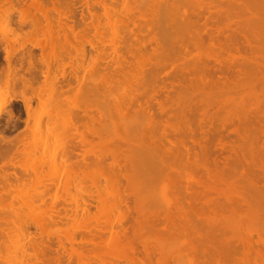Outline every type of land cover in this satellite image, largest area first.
I'll return each mask as SVG.
<instances>
[{"label":"rangeland","instance_id":"374dc122","mask_svg":"<svg viewBox=\"0 0 264 264\" xmlns=\"http://www.w3.org/2000/svg\"><path fill=\"white\" fill-rule=\"evenodd\" d=\"M8 1H9V3H7ZM10 1L12 3H10ZM49 1L50 2L52 1V2L50 3ZM78 1H80V2H78ZM93 1H94V3H93ZM104 1L107 3H105ZM108 1L109 0H103L102 1L103 3H102V2H100V0L99 1L98 0H96V1L95 0H87V2H86V0H84L83 2H82V0H60V2H59V0L58 1L57 0H54V1L53 0H48V1L47 0L46 1L40 0L39 3H41V2L42 3L40 5H37V4L35 5L32 0H7V2H6V0L5 1L0 0V70H1L0 71V76H1L0 81L1 82L4 81V83H5L6 79L8 78L7 74H6V72H7L6 70H7V68L11 69V67H8L6 65L7 60L5 59V57H6V53H8V51H9V54H12V56H13V57L12 56L11 57H12V62L14 63L15 68H18L17 70L15 69L16 72L18 71L19 73H21V71H23V73H21V75H23V76L28 77L27 74L29 75V73L27 71V62L24 58V60H23L24 64L22 63V66H21L20 62H22V61H20L19 57H21L22 54L27 52V50L28 51L30 50V52L33 54L34 58L37 59V62L42 65L43 69H45V65H43L44 61H42V60H45V59H42V58H44V57L49 58L50 57V59H53L55 54H59L60 56L63 57L62 58L63 61L67 60V62L64 65V70H63V67H61L62 70L61 71L57 70V71H58V73L63 71L62 74L65 73L64 75L68 74V75L64 76V78L66 77L65 80H64V78H62L60 76H58V78L55 77L56 78L55 80H58L59 83H61L62 85L65 84L64 88H66V89L61 88V90H62L61 94H60L61 90L56 89L57 87H59V85L57 87H55L53 85L54 83L57 85L58 81L53 80V84H51V85L54 86L53 92L56 93V94H53L54 96L52 95L53 92H51L53 89V86H51L52 88L50 87L51 91L49 90V87H48L49 86L48 85L49 79H51V78H49L48 81H46L48 83V84H46V86H45V84L42 85L43 87L45 86L46 88L45 87L43 88L41 86L43 88L42 89L43 91L42 90L37 91L38 87H36V86H39V84L42 82V81H40V80H42V77L39 76L40 79H37L38 81H33V83H35V84H33V87L37 88L35 90V92H37L39 94H38V97L35 96V97L31 98L29 96L30 91L27 89V92H26L27 96H26V94L24 95V97L30 101V103H31L30 106H32V108H30L29 113H28L29 116H27L28 114L26 115V113L24 111L25 109L23 107V103L19 100L13 99V96H16V97L20 96L19 94H21V92H19L20 91L19 89H21V88L24 89V86L22 87L21 82H20L21 84H17L19 81L18 80L19 79V73L17 72L14 76H13V74H14L13 73V74H11L12 76L9 77V78L13 77L14 80H16V81L18 80L17 83H15V87H17V89L15 88V90H10V89L5 88L4 86H6V84L1 85L4 83L0 82V100H1L0 101V135L4 134V136L6 138L11 139V141H12L11 147L8 149L9 151L6 150V147L3 148L4 145L7 146L6 144H3L2 147H0V150H2V149L6 150L5 154H7V155H5L4 158L0 159V166H2V165L4 166L3 167L4 169L2 168V170L5 173H7V176L9 175V182H11V180L13 178L10 185L8 183L4 182L6 185H4V183H3L4 186L3 185L2 186L5 187V190L10 191L12 189V191L14 192V193H12V191H11V193L9 194L8 193L9 191H8L7 194H3L5 197L2 194H1L2 196H0V264H6L5 260L7 258H11L12 257L11 255H14V253H15L14 251H16V250L18 251V252L16 251L18 255H19V253L21 256L24 255L23 256L24 259L23 258L22 259L25 260V262H27V264H42V263L43 264H194V263L195 264L196 263L202 264L203 263L202 261H204V264H206L205 263L206 260L207 261L212 260L213 262H210L212 264L213 263H215V264H219V263L220 264H264V159H263L264 158V150H263L264 146L262 147V145H264V120H262V118L264 116V108H263L264 107V86H263L264 85V76L260 75V74H262L261 72H263V74H264V67H263V65H264V44H263L264 43V38H263L264 37V33H263L264 32V0H182V1L181 0H179V1L178 0H170L171 2L169 0H162V1H160V0H155V1L154 0H146V1L145 0H115V1L110 0L109 2L111 4ZM149 1H151V2H149ZM156 1L157 2L159 1V2L156 3ZM167 1H169V2H167ZM174 1L176 2V4ZM61 2H62V4H61ZM112 2H114V3L112 4ZM162 2H163V5H162L163 7L160 5V3L162 4ZM82 3H83V5H82ZM88 3L91 5L94 4L95 6L93 5V8H92V6L88 7ZM153 3H155V4H153ZM204 3H207V4L209 3L208 5L211 9L208 7V5L206 7L201 6L202 4L204 5ZM223 3H224V5H223ZM103 4H105V6L107 5L106 9H108V11H109V12L107 11L108 15L106 14L105 6ZM167 4L169 5V8H168ZM180 4H181V6H180ZM71 5H73V6H71ZM116 5H117V8L115 7ZM226 5H227V8H226ZM9 6H11V7H9ZM39 6H41V7H39ZM52 6L54 7V9L55 8L59 9L60 13H62V11H60V10H63V12L65 11V13L68 12L67 14L70 15V20L72 21V22L71 21L70 22L73 23V27H74V25H76L75 22H77V20H75V19H78V21L80 20L79 21L80 24H81V21L83 19H84L83 20L84 22L85 21L89 22L90 20L95 19L94 24L98 25V27L96 28L95 25L91 26L92 24H89L90 26L87 25V27L91 28L89 30V28L84 26V22H82L83 25L82 24L81 25L79 24V25L81 27L84 26L85 29L87 28L85 30L86 31V33H85V31L83 30L84 28H78L80 26H78V22H77V26L74 27L75 33L73 34L67 30L70 33L69 34L66 31V33H68V37H67V36H63V34H64L63 30H60L55 26V28H53V30H52V34L49 35L47 38L48 34L43 31L45 28L44 27L41 28V26H43L42 24H44V23H41V25L39 23H37V24H39V25H37L32 20L34 19L33 17H35V18L37 17L36 19H38V20L43 19V16H42L43 11L47 12L48 16L50 18H52V20H54V19L56 20L55 17H57L56 14L58 12H55L56 10H54ZM70 6H71L72 11L70 10ZM109 6L113 7V9L111 8V12H110ZM182 6H184L185 8L187 7V9H185ZM193 6H195L196 9H194ZM68 7H69V9H68ZM75 7H76V9H75ZM175 7H176V9H175ZM180 7H181V9H180ZM201 7L203 8V10H199V8L201 9ZM45 8H46V10H44ZM72 8H74V9H72ZM89 8L90 9L92 8V10H90L91 13L88 10ZM177 8H179V9H177ZM204 8H205V10L207 9V11H205ZM67 9L70 10L73 14L71 15V13H69L70 11H68ZM208 9H210L211 11H210V14H208V16H207L206 13H208ZM216 9H217V11H216ZM5 10H6V12H4ZM95 10H97V11H95ZM175 10H177L178 12L177 11L175 12ZM186 10H187V12L189 11L188 14H189V17H191V20L194 21L195 20L194 18L196 17L197 20L195 22H197V23H195V27H196V24L197 25L199 24V29L197 26L196 30H200V33H202V32H204L202 29H203V27H205L204 30L206 29V31L208 33L211 30L210 33L213 35L212 37H214V39L212 38V40L210 41L208 35L206 33L205 34L202 33L201 39H202V41L203 40L204 41L202 42L200 40L201 43L197 42L198 44L200 43L201 46L197 44L198 45V47H197L195 45L196 43L194 40H197V41H199V40L197 38L194 39L195 35H194V32H192V29L188 26L189 23H186L189 28L185 24L184 25L186 28L183 26V23L187 22V20L189 18L188 15L186 14L187 13ZM192 10L195 12H192ZM214 10H215V13L217 12V14L215 15V13H212L213 15H215L213 17L211 12H214ZM181 11H182L183 15H182ZM226 11H227V13H226ZM78 12H80V13H78ZM104 12H105V14H104ZM127 12H129L130 14L129 13L127 14ZM168 12H169V14H168ZM198 12H199V15H198ZM85 13H87L88 15ZM93 13L94 14L96 13L97 17L94 16ZM203 13H205V14H203ZM109 14H111V15H109ZM162 14L165 16L166 19L162 16ZM229 14H230V17H229ZM246 14L247 15L249 14L248 17ZM8 15H10V16H8ZM20 15H21V17H20ZM23 15L25 16V19H23V17H24ZM128 15L129 16L131 15V17H129ZM158 15L161 17H159ZM172 15H174V16H172ZM195 15H198V16H195ZM241 15H243V16H241ZM244 15H246V16H244ZM71 16H73V18ZM80 16H81V18L83 16V19H81ZM114 16L116 17V19H114L115 18ZM118 16H119V18H118ZM152 16H153V18H151ZM193 16H195V17H193ZM206 16L207 17L210 16L212 18L213 22L210 20L211 18L209 19L212 22V27H211V25L204 26V24H203V26H202V24H200L201 21L204 22V19ZM216 16H217V18H216ZM146 17H148V18H146ZM155 17L157 20L155 19ZM20 18H21V20H20ZM150 18H151V21H148ZM229 18H231V19H229ZM72 19L75 21H73ZM152 19H154L155 22L157 21L156 22L157 26L155 23H153L154 21ZM163 19H165V21H166V22L164 21L165 25H163V26L164 27L166 26L167 28H165V29L169 30V32L167 30H165L164 27H162L163 21L161 22V20H163ZM226 19L229 20V22L231 21L230 24L228 22H226L227 21ZM140 20H141V22H140ZM158 20H159V22H158ZM189 20H190V18H189ZM258 20H260V21H258ZM137 21H138V23H137ZM182 21H184V22L182 23ZM210 21H208V24L211 23ZM222 21H223V23H222ZM96 22H98L99 24ZM104 22H106V23L108 22V23L105 24ZM147 22H152L153 24H155V26H152L153 29L152 28L149 29L150 25H147L148 24ZM167 22H168V24H167ZM171 22H172V25L170 26ZM4 23H5V25H3ZM143 23H145V24H143ZM152 23H151V25H152ZM224 23L225 24L227 23L230 27L227 26L225 28ZM110 24H111V26H110ZM137 24H138V26H137ZM159 24L161 25L160 27L158 26ZM175 24L179 25V26L176 27ZM6 25L8 27H6ZM213 25H217V26H213ZM242 25H243V27H242ZM39 26H40V29H39ZM168 26H170V27L168 28ZM233 27H235V28L233 29ZM124 28H126V29H124ZM143 28H145V29L142 30ZM215 28L218 29L219 31L215 30ZM163 29L166 32V35H165L166 39L163 35V33L165 34ZM173 29L175 31V35L171 36L172 39L167 38L168 33H170V34H171V32H172V34L174 33ZM194 29L195 28L193 27V30ZM11 30H13V31H11ZM135 30L138 33L136 32V34H135ZM141 30H142V32H141ZM149 30L150 31L154 30L155 32L152 31V33H151ZM212 30H213V32H212ZM19 31L21 34L19 33ZM53 31H54V33H53ZM216 31L219 32L218 35L220 34V32H222V34H220L216 38L217 41L215 39L216 34H217ZM240 31H243V33H246V35H248L247 37L248 38L250 37V39L252 36L253 40H251V42L254 44L251 43L250 48L252 47L253 51H255L254 55L256 54V52L258 55H261V53H262V55H261L262 59L259 57L257 58V59H259V61H261L263 63V64H261L262 66L258 67L259 71H257V69H254V71H251L252 74L250 73L249 75H246V79L245 78L241 79L243 82L241 80H237L238 83L236 81L233 84H231V86H228V88L225 87L224 89L221 86H212V87H215L214 88L215 90H214L213 88L211 89L210 86H208L209 87L208 88L207 85H205V86L201 85L202 84L201 80L197 77V75L194 73L193 70H190L191 67H189L191 64H192L191 66L194 67L193 64L196 62V59H195V62L192 63L190 61H193V60H190L189 58L184 59L183 56L189 57L190 52H193V54L198 55V57H199V54H200V57H201V55L202 56L204 55L203 56V59H204V57L205 58L207 57L206 54L210 53L209 57H208L209 60L206 58L207 61L212 63L213 59L215 60V58H217L216 60L218 61V59H221L222 57H224V53H225L222 48H221V50L220 49L218 50L219 46H221L220 43L223 42V40H221V39H224V36L226 34H234V32L236 35H238V33H241ZM126 32H127V34H126ZM129 32L131 34L133 33V35L131 36V34ZM158 32H160L159 33L160 35L162 34L159 37V39L161 40V43L159 40H157V41H159L157 43H159L158 45H160V47L156 43L151 44V45L152 46L156 45L160 48V49L158 48L159 49L158 51H160V52L156 54V56L158 55L157 57H159V55L160 56L163 55L162 57H159L160 59L155 57L154 56L155 54L153 52H151V51H153L150 48L152 46L149 47L146 44V47H145L142 44H140V47L143 50L145 48V50L144 51L139 50V47L137 45L138 43L136 44L137 41L135 40V37H137L139 39V40L137 39L138 41H140V40L141 41L143 40V42H144V40L148 41L147 38L150 36H147V35H150V34H151V37L156 36L155 38L158 39V36H159ZM184 32L186 34L185 37H183ZM251 32H253V33H251ZM6 33L8 36H6ZM16 33L17 34L19 33L18 34L19 36L16 35ZM66 33H65V35H66ZM145 33H147V34H145ZM179 33H180V35H181L180 37L182 39L183 38L185 39L187 37V35H188V37H187L188 39L186 38L185 40L184 39L182 40L179 37L176 38L175 36H179ZM187 33H189V34H187ZM213 33L214 34L216 33V34L214 35ZM169 35H168V37H169ZM49 37H50V39H49ZM114 37H115V39H114ZM122 37L125 38L124 41L121 40ZM6 38L8 39V41ZM71 38H73L74 40ZM155 38H153L152 40H155V42H156ZM189 38H191V39H189ZM205 38H207V40L210 42L206 41ZM70 39L72 40V42H69ZM87 39H89V40H87ZM169 39H171V40H169ZM180 39H181V41H186V42H181ZM119 40H121V41L118 42ZM5 41H7V42H5ZM54 41H56V42H54ZM91 41H95L96 43L93 44L94 42L92 43ZM125 41H127V42H125ZM168 41H171V42H168ZM193 41L195 43L194 45L192 43ZM13 42H15V44ZM44 42L47 44H45ZM89 42H90V44H88ZM122 42L124 44H122ZM134 42H135V45H137V47H138V51L136 50L137 48H135V50L137 52H136V54L135 53L133 54V55H135L134 58L137 57L136 55L138 54V58L140 57V59H138V58L134 59L131 57V54L128 53L130 55L129 56L126 53L127 52L126 46L130 45V44L134 45ZM153 42H151V43H153ZM204 42H207V43H204ZM211 42H213V43H211ZM216 42H219V43H216ZM42 43L45 44V46L41 45ZM70 43H72V44H70ZM117 43H119V44H117ZM127 43H130V44H127ZM168 43H171L172 46L170 44L168 45ZM209 43H211V45ZM5 44H6V46H5ZM91 44L93 45V47L91 46ZM165 44H166V46H164ZM185 44L187 47L184 46ZM213 44H215V45H213ZM221 44H223V43H221ZM17 45L20 46L21 48L17 47ZM82 45H84V46H82ZM148 45H150V44H148ZM174 45L175 46L178 45L176 47L177 49L175 48ZM12 46L14 47L13 50L11 49V48H13ZM63 46H66L67 50H68V48L71 50L70 54H67L69 59L65 55L66 52L64 53V50L66 51V48ZM105 46H106V48H105ZM161 46H162V51H163V47H164V49L168 48L166 50L167 53L165 51V53L167 54V55H165V57H164L165 53L164 52L161 53ZM195 46H196V48H195ZM74 47L78 51H80L82 49L85 50V53H86L85 57L83 59L80 58L82 60V62H79V63H83V64H81L82 66H80L79 64H77L78 62H76V61H78L77 59H79V57H81V56L77 55L78 56V57L76 56L77 59L75 57L73 58V56H75V52H76ZM107 47L109 49H107ZM116 47L117 48L120 47L119 51L117 50ZM63 48H64V50H63ZM98 48H99V50H98ZM132 48H133V46H132ZM181 48L183 50L187 49L190 52H188V51L186 52V50H185V52H182L183 50H181ZM192 48L194 49L195 52L193 51ZM198 48H200V49H198ZM41 49L43 51H41ZM114 49L116 51H114ZM178 49H180L179 52H178ZM103 50H104V53H102ZM120 50H121V52H120ZM168 50L170 51V53ZM200 50H202V51H200ZM247 50H250V49H247ZM141 51L144 53H142ZM131 52H132V50H131ZM180 52H181V54L182 53L183 54L180 55ZM196 52H197V54H196ZM200 52H203V53H200ZM233 52H235V51H233ZM42 53H43V55H42ZM109 53H110V55H109ZM122 53L124 54V56L128 57V58L124 57V59H126L127 61L124 59H123L124 61H121L120 59H122V58L118 57V56H120L118 54H122ZM150 53H152L154 57L151 56ZM168 53H169V55H168ZM69 55H71V56H69ZM104 55H107V56H104ZM114 55H115V57H114L115 61H117L119 58L118 61L119 62L121 61L120 62L121 64L118 62L115 63L114 59H111ZM177 55L178 56L180 55V56L178 57ZM225 55H226V53H225ZM174 56H177L175 59L178 60L177 61L178 64L175 63V65L177 64L176 66L170 65L171 67H169L168 64H171V63H172V65H174V64H173V62L165 64L166 63L165 58H167L166 61H170L169 60L170 58H172L171 61L172 60L176 61L173 58ZM211 56H212V58H211ZM129 57H130V59H129ZM141 57L146 58V59L144 60ZM148 57H150V62L148 61L149 60ZM151 57L158 59V61L159 60L161 61V63L160 62L158 63V61L156 62L155 61L156 59H154V62L158 63L157 65L160 66V67L158 66L159 71H160V69L162 71L163 68H165V70H169L172 68L176 72H179V69H177V67L179 66V68H180V66H181L182 68L185 69V70L183 69V71H182L185 74L184 76H187V77L189 75L191 76L192 81L189 80V82H191L192 84L191 83L187 84L188 81H186V83H185V85H187L186 89L182 90L183 89L182 88L181 90L183 91V93L181 91L180 96L179 97L177 96L178 104L176 102V95H173V94H170V95H173L172 99L169 97L168 99H170V100L166 101L165 104H170V105H167V106L164 105V107L166 106L167 108L169 107L171 109L170 106H172V108L173 107L176 108V109L173 108L171 110V112L169 111L170 109L168 108V112H170L169 114H171L173 112V110L175 113L179 112V113H176L177 115L175 114V116H174V113H172L170 115V118H172L173 120L172 119L170 120V118L167 116L168 112H167L166 107H165V112H167V114H165V112H164L165 115L162 114V117H161L160 116L161 114L159 115L158 111H156L157 110L156 105H155L156 102L153 101L152 105L154 104V102H155V104L151 107V110L156 111V112H153V111L152 112L154 114V117H157V118H154L157 122L155 120H153L157 124L154 123L153 121H151V123H150L151 126H150L148 124L147 119L145 118L147 116V114L145 116V114L142 113V111H141V114H139L140 112L136 113L135 111L133 113V110L131 108H130L132 110L131 113H133V115L130 112L129 113L127 112V110L128 111L130 110V109H128L129 104H127V103L125 104L124 101H126V100H124V99L127 98V95L129 97L130 93L134 94V91H135L134 89H137V86H135V85H137V84L139 85L138 81H140L141 80L140 78H142V77H140V75L141 76L143 75L141 72L143 71V73H144V71L146 70L145 68L148 66V65L146 66V64L147 63L150 64L152 62ZM163 57L165 60L163 59ZM180 57H181V60L185 61V62L182 61L181 65L179 64ZM191 57H193L192 53H191ZM147 58H148V60H147ZM195 58H197V57L195 56ZM254 58L255 57H253V59ZM62 59H60V60H62ZM94 59L96 62L94 61ZM100 59H102L101 60L102 63L98 64ZM109 59H110V62H109ZM161 59L164 61L163 62L164 64L162 63ZM193 59H194V57H193ZM224 59H225V57H224ZM81 60H79V61H81ZM186 60H188V62L191 63L187 67H185L188 64ZM222 60H223V58H222ZM250 60H252V59L250 58ZM134 61L137 62L138 64L135 63ZM252 61L250 62V64L254 65ZM61 62L58 61V63H61ZM88 62H89V65H88ZM92 62H93V64H92ZM74 63H76L78 66ZM103 63H104V65H103ZM109 63H111V64H109ZM124 63L127 66L128 65L130 66V67H127L128 69L133 68L132 70H134V71L130 70L129 71L130 73H128V69L126 68V65ZM184 63H185V65H184ZM116 64L117 65L120 64L123 71L118 66H115ZM142 64H145V65H143V66H146L144 68L145 70H143V69L141 70V68L143 67ZM152 64H154V63H152ZM235 64L238 65V62ZM74 65H76L78 68H76V66H74ZM91 65H92V67H94L96 69V71L94 70V68L91 67ZM107 65H108V67H107ZM122 65L125 66L124 67L125 69H123ZM195 65H196V63H195ZM252 65H250V66H252ZM20 66H21V68H20ZM131 66H132V68H131ZM153 66H155V64L152 65V67ZM74 67H75V69H73ZM118 68L120 69L122 74ZM134 68H136V69H134ZM139 68H140V70H139ZM149 68H151V64H150V67L147 68V70ZM107 69H108V71H107ZM260 69H262L261 72H260ZM74 70H75V73L80 76V77L78 76L79 81L77 80V82H76L75 78H72L75 80V81L73 80V82H71V80H70V78L73 77V75H71L72 74L71 72H74ZM99 70L100 71L103 70L102 75H101V72ZM104 70L106 72H104ZM4 71H6V72L4 73ZM93 71L95 73H93ZM117 71H119V72H117ZM191 71H193V72L191 73ZM256 72H257V75H256ZM53 73H54V75L58 74V73H55V71ZM96 73H98V74H96ZM126 73H128L127 75L130 77H128L126 75ZM189 73H191V74H189ZM105 74H107L106 77L104 76ZM131 74H133V75H131ZM136 75L139 76L140 78L137 77ZM252 75H254V76H252ZM123 76H126V77H123ZM195 76H196V78H195ZM131 77H133V78H131ZM178 77L180 78V76H178ZM197 78H198V81H197ZM258 78H259V80H258ZM119 79H121V80H119ZM168 79L170 80V78H168ZM168 79H166V81H165L166 83L169 81ZM193 79H194V81L197 82V85H199L198 88L196 86V82L194 83L195 86L193 85ZM51 81H50V83H52ZM133 81L134 82L136 81V82L133 83ZM105 82H107V83L105 84ZM116 82L119 84H117ZM262 82H263V84H261ZM240 83H243V84H240ZM244 83H246V84H244ZM256 83H257V85H256ZM110 84H113V85L110 86ZM132 84H134V86ZM168 84L169 83H167V85L165 84L166 87L169 86ZM239 84L241 86H238ZM92 85L94 87H92ZM189 85L190 86L193 85L194 87L190 88ZM110 87H112V89ZM114 87H115V89H114ZM129 88H131V89H129ZM187 89H189V90L187 91ZM253 89L256 91H254ZM261 89H263V90H261ZM259 90H261V91H259ZM63 92L65 94H63ZM135 92H137V90ZM187 92L190 93L189 96H188ZM58 93H59V95H58ZM111 94H113V95H111ZM164 94L165 93L162 92L160 95H157L156 99H164L165 98ZM40 95H42V97ZM43 96L46 98H44ZM58 96H60V97H58ZM76 97H78V98H76ZM182 97H184V98H182ZM185 97H186V99H185ZM42 98L44 99L43 100L44 102H42ZM202 98H204V100H202ZM190 99L193 100V102ZM38 100H41V102ZM61 100H62V102H61ZM114 100H115V102H114ZM127 100L129 101V98H127ZM194 100H195V102H194ZM200 100H202V101H200ZM205 100H207V101H205ZM3 101H5V102H3ZM171 101L172 102L174 101V102L172 103ZM181 101L186 102L185 104H187L188 106L184 105V103ZM39 102H40V106L38 104ZM168 102H170V103H168ZM188 102L191 104L190 107H189ZM58 103H60L62 105H60V104L58 105ZM63 104H64V106H63ZM192 104H193V106H192ZM195 104L198 105V107ZM200 104H202V105H200ZM208 104H210V105H208ZM76 105L78 106V109H77ZM113 105H116L117 107L114 106L115 107L114 108ZM127 105H128V107H126ZM177 105H179V107ZM203 106H205V107H203ZM201 107H203V108H201ZM255 107H257V108H255ZM48 108L50 110H48ZM51 108H52V110H51ZM9 109L12 111V115H10V116L8 113ZM113 109L115 111H113ZM202 109L205 110V112H202ZM175 110H177V111H175ZM187 110L190 112L189 114L187 113L188 112ZM206 110L210 111V112H207ZM182 111H183V113H185V115L187 113V116H185L186 118L182 117V115H183V114H181ZM258 111H260V112H258ZM116 113L125 117L124 118L125 120L123 119V117H120V115L118 117V115ZM202 113H205V115L207 114L206 116H208V117L210 116V118L213 119V121H212V119L210 120L211 124H208V122H207L208 118L206 120V117ZM214 113H215V116H214ZM254 113H255V115H254ZM63 114H65V115H63ZM135 114L136 115L137 114L142 115V116L137 115L136 116L137 121H135L136 120L135 119L136 117L134 116ZM244 114L245 115L248 114V115H246V117L249 116L248 119L245 117H244V119L249 120V118H250L249 122H247V123L246 122L242 123V119H243L242 117L245 116ZM250 114H252V115H250ZM256 114L258 116L261 114L260 120L257 122L254 120V118L257 116ZM37 115H38V117H37ZM126 115H127V117H126ZM172 115H173V117H172ZM178 115L179 116L181 115V116L179 117ZM216 115L218 118L216 117ZM90 116H92V117H90ZM158 116H160V118L162 120H159L160 118ZM213 116H214V118H213ZM80 117H82V118H80ZM133 117L135 120L133 119ZM138 117H140V118L138 119ZM237 117L241 120H238ZM163 118L166 121H164ZM196 118H198V119H196ZM50 119H51V121H50ZM74 119L76 122L74 121ZM178 119H181V121ZM185 119H186V121H185ZM218 119H220V120H218ZM187 120H189V121H187ZM192 120H194V121H192ZM196 120H198V121L200 120L202 123L200 124V121L197 122ZM221 120H224V121H221ZM246 120H243V121H246ZM132 121L134 123H132ZM144 121L149 125V127L146 128V126H148V125ZM160 121L163 122L162 127H160L162 122H161V124L158 125V123H160ZM260 121L261 122L263 121V122L261 123ZM126 122H128L129 124ZM184 122H187V123L189 122V124H186ZM196 122L199 125L197 124V126H196ZM226 122H228V123H226ZM240 122L243 126L240 124ZM190 123H192V124H190ZM82 124H84V125H82ZM132 124H134V126H132ZM141 124H142V126H141ZM152 124L154 125V127ZM173 124L176 126H174ZM178 124L180 125L182 130L179 127V130L176 131V129H178V127H177ZM185 124L188 126V129L193 131V132L189 131ZM207 124L210 127L207 126ZM212 124H214V125H212ZM222 124L223 125L225 124V126H223V128H222ZM253 124H254V126H253ZM127 125L129 128H127ZM143 125L145 126L146 129L144 128ZM156 125H158V126H156ZM200 125H202V126H200ZM247 125L249 128H247ZM76 126H78L79 128H77ZM251 126H253V127L251 128ZM135 127L137 128V130H135L136 129ZM150 127L153 128L154 131H152L153 129H150ZM203 127L205 130L204 134L202 133L203 130L199 129V128H203ZM242 127H244V128H242ZM40 128H41V130H40ZM130 128H132L133 131H132V129L130 130ZM161 128L162 129L166 128V130H164V131L162 130L163 131V133H162V131H160ZM209 128L211 131L209 130ZM212 128L213 129L218 128L219 131L213 130ZM233 128H235V130H236V131L234 130L235 132L233 131ZM52 129H53V131H52ZM139 129H141V130L144 129L146 132L144 130H142L144 132H141ZM123 130H124V132H122ZM230 130H232V132ZM29 131H30V133H29ZM147 131L150 134H148ZM227 131H229V132H227ZM237 131L239 134H237ZM207 132H208V134H207ZM32 133H33V135H32ZM151 133L157 134V136L153 134L155 136L157 143L155 140H154L155 142L153 140H151V138L154 139V136ZM193 133H194V135H193ZM39 134H41V135H39ZM74 134H75V136H74ZM162 134H163V136H162ZM185 134H189L188 137ZM198 134L201 135V138L199 137L200 135L197 137ZM205 134H206V138H205ZM190 135H192V136H190ZM140 136H144V137H140ZM158 136H159V138H157ZM164 136L166 137V139H167V137L169 138V139H167L168 141H166ZM220 136H222L221 140H220V138H221ZM31 137H33V138H31ZM181 137H182V139H181ZM207 137H208V139H207ZM142 138H143V140H142ZM176 138H178L179 141H178V139L176 140ZM202 138H203V140H202ZM204 138H205V140H204ZM215 138L219 139L221 142L219 140L216 141ZM71 139H73V140H71ZM138 139H140V141ZM62 140H63V142H62ZM133 140H134V142H132ZM150 140L152 143L150 142ZM198 140H199V142H198ZM200 140H202V141H200ZM208 140L209 141L211 140V141L209 142ZM65 141H66V143H65ZM137 141H139V142H137ZM143 141H145V142H143ZM163 141H165V142L162 146ZM172 141L174 143L176 142L175 144L177 146L174 145V143H172ZM184 141H186V142L184 143ZM212 141L215 142L216 144L213 143ZM223 141L226 142L227 145L222 146V149H221L220 145H221V143H223ZM227 141L230 142V145L228 144ZM83 142H85V143H83ZM146 142L149 143V145H147ZM160 142H162V143L160 144ZM203 142H205L207 145ZM153 143H155V144H153ZM196 143L197 144L200 143L198 146L199 147L201 146L200 147L201 150L197 148ZM232 143H233V145H232ZM26 144H28L29 146ZM137 144H139V145L137 146ZM158 144H159V146H158ZM187 144H189V145H187ZM202 144L203 145L205 144V146L207 148H205ZM25 145L28 148L24 147ZM154 145H157V147L159 149H157V147ZM164 145L168 149H165ZM222 145H225V144H222ZM174 146H175V149H174ZM179 146H180V148H179ZM154 147H155V150H154ZM188 147L190 148L189 150L193 149V151H191V153L188 150ZM195 147H196L197 151L194 150ZM219 147H220V149H219ZM204 148H205V150H204ZM12 149H13V151H12ZM156 149H157V151H156ZM160 149H162V151ZM14 150L15 151L17 150V152H15ZM158 150H160V152ZM172 150H173V153H172ZM176 150H178V151L175 153ZM181 151H184V152H181ZM204 151H206V152L208 151L209 153L208 152L206 153ZM110 152H112V153H110ZM132 152H133V154H132ZM158 152L159 153L162 152V153L159 154ZM163 152H165L166 154H164ZM262 152H263V154H262ZM129 155H131L132 157H130ZM149 155H151V156H149ZM164 155H166V156L164 157ZM51 156H52V158H51ZM64 156H65V158H63ZM136 157H138V158H136ZM10 158L13 160L8 161V159H10ZM214 158H217V161L214 160ZM65 159H67V160H65ZM69 159H71L70 162H69ZM96 159H97V161H96ZM136 159H138L139 161L137 162ZM164 159H166V161ZM38 160H39V162H38ZM49 160H50V162H49ZM91 160H93V161H91ZM114 160H119V162L118 161L115 162ZM162 160H164V162ZM6 161H8L9 164H11V165H9V164H7V166L4 165V164H6ZM65 161H66V163H65ZM134 161H136V162H134ZM95 163H96V165H95ZM117 163H119V164H117ZM135 163H137V164H135ZM145 163H146V165H145ZM158 164H160V165L158 166ZM8 168H9V170H8ZM73 168H75V169H73ZM132 168H134V169H132ZM73 170H74V172H73ZM90 170L92 171V173ZM8 172H9V174H8ZM1 173H2V171L0 170V174ZM17 173L20 176L21 175L22 176L19 177V175ZM115 173H117V174H115ZM14 174H16L18 177L14 176ZM90 176H92V177H90ZM83 177H85V179H83ZM49 178H50V180H49ZM128 179H130L129 182L126 181ZM25 180H26V182H25ZM51 182H53V184H51V185L49 184V185L51 187L53 186L52 189L49 188V189L45 190L47 185H48L47 183H51ZM83 182H84V184H83ZM87 182H88V184H87ZM95 182H97V183H95ZM12 184L15 185V187ZM81 184H83V185H81ZM11 185H12V188H11ZM43 185H44L45 189H44ZM49 185H48V187H50ZM89 185H90V188L92 187L91 189H89ZM57 186H60V187H58V189H57ZM117 188H118V190H117ZM1 189H2V187H1ZM16 189H18V190H16ZM43 189L45 191H43ZM48 190H50V191H48ZM28 191H29V193H28ZM99 191H100V193H99ZM39 192L40 193L44 192V193L40 194ZM51 192H52V194H51ZM119 192H121V193H119ZM132 192H133V194H132ZM87 193H89V194H87ZM21 196H22V198H21ZM111 196H113V197H111ZM134 196H136V197H134ZM128 197H130V198H128ZM141 197H142V199H141ZM93 198H94V200H93ZM112 198L115 199L116 201L115 200L113 201ZM32 199H33V201H32ZM83 200H84V202H83ZM123 200L126 202L129 200L128 201L129 206H132L130 208L131 212L130 211L129 212L133 213L134 215L127 212L128 211L127 208H129V206H127V204ZM140 200H142V202ZM87 202H89V203H87ZM135 202H138V203L141 202L139 204L142 206L137 207L136 206L137 203H135ZM190 202H191V204H190ZM24 203H26V204H24ZM79 203H81V204H79ZM24 205L26 207H24ZM82 205H83V208H82ZM80 206L82 209L80 208ZM126 206H127V208H125ZM84 207H85V209H84ZM86 208H89V209H87V211H86ZM136 208H138L137 209L138 211L135 210ZM58 209H60L61 213ZM141 209H142V211L145 209V211L141 212ZM63 210H64V212H63ZM81 210L82 211L85 210L86 212H84V211L82 212ZM124 211H126L125 216L128 215L127 217L120 216V215L124 214L123 213ZM136 211H137V214H136ZM148 211H150L149 213L151 214V217H150V214H148ZM58 212L60 213L59 215L57 214ZM139 212H141V214H138ZM146 212H147V215H146ZM129 214L132 215L133 217L135 216L134 218H136V220L135 219L133 220V222H135V224L133 222H131L132 219L130 221L131 216L129 217ZM153 214H154V216L156 214L157 215L155 217H153L152 216ZM158 215H159V217H157ZM57 216H58V218H55ZM62 216H64L66 219ZM68 216H69V218H68ZM142 216H144L145 218ZM121 217H123L127 220L124 221L125 219H123ZM128 217H129V219H128ZM153 218H156V219H153ZM178 218H179V221H178ZM51 219L54 222H52ZM60 219H62V221H60ZM56 220H59V221H56ZM141 220H144L145 222L144 221L142 222ZM118 221L119 222L121 221V224L124 225V227L122 225H120V223H118ZM167 221L170 223H168ZM123 222H124V224H123ZM129 222H131V224H133L132 225L133 227H131V225L128 226ZM155 222H158V223H155ZM42 224L46 227H43ZM140 224H142V225L139 227ZM180 225H183L185 228H183V226L181 228ZM126 226L131 227V228H129L130 231L129 230H128V232L126 231V234L128 233L127 237H129V238H127L123 233H121V232H124L125 230L128 229ZM122 228H124L125 230H123ZM120 230H122V231H120ZM160 230H161V232H160ZM138 231H140V233ZM141 233H142V235H141ZM27 235H29V236H27ZM134 236H135V238H134ZM130 237H131V239H130ZM69 238H71V240ZM127 239L129 241H127ZM15 240H17V241H15ZM59 241L63 244L61 245V243H59ZM17 243H19V245ZM34 243H35V245L37 244L36 246H38V247H36L34 245ZM143 243H145L146 246ZM25 244L26 245L29 244L30 249ZM128 244H129V246H128ZM229 244H231V248L234 249V252L236 251L235 254H233L234 252H231L232 257H231V253L229 252V249H231V248H229L230 247ZM77 245H79V246H77ZM82 245H83V247H82ZM226 245H227V248H229L227 250L223 249V247L226 248ZM18 246H19V248H18ZM21 246H22V248H21ZM87 246H88V248H87ZM134 246H135L136 250L133 249ZM143 246H145V247H143ZM15 247H16V249H15ZM26 248H27V250L23 251ZM63 248H64V250H63ZM131 248H132V251H131ZM203 249H204V253L202 252ZM56 250H57V252H56ZM33 251H35L36 253ZM53 252L55 253V255ZM209 253L212 254L213 256L209 255ZM233 255H234V257H233ZM39 256H41V258H39ZM90 256H91V258H89ZM208 256H210V258ZM215 256L217 257V259L214 260L213 258ZM221 256H222V258H221ZM201 257H203V258H201ZM4 258H5V260H4ZM163 258H164V260H163ZM196 258H197V260H196ZM43 260H45V261H43ZM69 260H71V261H69ZM156 260H158V262ZM193 260H194V262H193ZM4 261H5V263H4ZM73 261H74V263H73ZM225 261H226V263H225ZM210 263H207V264H210Z\"/></svg>","mask_w":264,"mask_h":264},{"label":"bare ground","instance_id":"6f19581e","mask_svg":"<svg viewBox=\"0 0 264 264\" xmlns=\"http://www.w3.org/2000/svg\"><path fill=\"white\" fill-rule=\"evenodd\" d=\"M4 1H5V0H4ZM32 1H33V3H34L35 5H36V4H37V5H40V4L42 3V2L39 3L40 0H39V1H38V0H32ZM45 1H46V0H45ZM47 1H48V0H47ZM53 1H54V0H53ZM57 1H58V0H57ZM83 1H84V0H82V2H83ZM95 1H96V0H95ZM98 1H99V0H98ZM102 1H103V0H102ZM102 1L100 0V2H102ZM109 1H110V0H109ZM109 1H108V2H109ZM114 1H115V0H114ZM145 1H146V0H145ZM154 1H155V0H154ZM160 1H162V0H160ZM169 1H170V0H169ZM169 1H167V2H169ZM178 1H179V0H178ZM181 1H182V0H181ZM6 2H7V0H6ZM49 2H50V1H49ZM51 2H52V1H51ZM51 2H50V3H51ZM59 2H60V0H59ZM64 2H65V1H64ZM64 2H63V3H64ZM67 2H68V1H67ZM67 2H66V3H67ZM78 2H80V1H78ZM86 2H87V0H86ZM104 2H105V1H104ZM149 2H151V1H149ZM158 2H159V1H158ZM158 2L156 1V3H158ZM170 2H171V1H170ZM172 2H173V1H172ZM174 2H175V1H174ZM2 3H3V2H2ZM7 3H9V1H8ZM7 3H6V4H7ZM10 3H12V2L10 1ZM15 3H16V2H15ZM21 3H22V2H21ZM46 3H47V2H46ZM66 3H65V4H66ZM93 3H94V1H93ZM102 3H103V2H102ZM105 3H107V2H105ZM109 3H110V2H109ZM113 3H114V2H112V4H113ZM118 3H119V2H118ZM142 3H143V2H142ZM177 3H178V2H177ZM184 3H185V2H184ZM201 3H202V2H201ZM4 4H5V3H4ZM18 4H19V3H18ZM58 4H59V3H58ZM61 4H62V2H61ZM96 4H97V3H96ZM98 4H99V3H98ZM110 4H111V3H110ZM144 4H145V3H144ZM151 4H152V3H151ZM153 4H155V3H153ZM168 4H169V3H168ZM168 4H167V6H168V8H169V5H168ZM173 4H174V3H173ZM175 4H176V2H175ZM182 4H183V3H182ZM192 4H193V3H192ZM192 4H191V5H192ZM205 4H206V5H205ZM208 4H209V3H208ZM208 4H207V3H204V5L202 4L201 6L206 7ZM9 5H10V4H9ZM82 5H83V3H82ZM85 5H86V4H85ZM93 5H94V4H93ZM93 5H91V4L88 3V7H89V6H90V7L92 6V8H93ZM103 5L105 6V4H103ZM114 5H115V4H114ZM160 5L162 6V5H163V2H162V4L160 3ZM193 5H194V4H193ZM223 5H224V3H223ZM41 6H42V5H41ZM41 6H39V7H41ZM63 6H64V5H63ZM71 6H73V5H71ZM71 6H70V10H71ZM94 6H95V5H94ZM106 6H107V5H106ZM106 6H105V10H106V14H107L109 11H108V9H106ZM177 6H178V5H177ZM180 6H181V4H180ZM220 6H221V5H220ZM9 7H11V6H9ZM52 7H53V6H52ZM109 7H110V12H111V8L113 9V7H111V6H109ZM115 7L117 8V5H116ZM162 7H163V6H162ZM182 7H184V6H182ZM193 7H194V9H196L195 6H193ZM197 7H198V6H197ZM208 7H209V5H208ZM222 7H223V6H222ZM82 8H83V7H82ZM92 8H91V9H90V8L88 9L89 12H90V10H92ZM165 8H166V7H165ZM165 8H164V9H165ZM168 8H167V9H168ZM184 8H185V7H184ZM209 8H210V7H209ZM218 8H219V7H218ZM226 8H227V5H226ZM242 8H243V7H242ZM245 8H246V7H245ZM6 9H7V8H6ZM53 9H54V7H53ZM68 9H69V7H68ZM68 9H67V10H68ZM72 9H74V8H72ZM75 9H76V7H75ZM129 9H130V8H129ZM162 9H163V8H162ZM175 9H176V7H175ZM177 9H179V8H177ZM180 9H181V7H180ZM185 9H187V7H186ZM192 9H193V8H192ZM210 9H211V8H210ZM210 9H208V13H206L207 16H208V14H210V11H211ZM221 9H222V8H221ZM221 9H220V10H221ZM223 9H224V8H223ZM229 9H230V8H229ZM7 10H8V9H7ZM9 10H10V9H9ZM41 10H42V9H41ZM44 10H46V8H45ZM54 10H56L55 12H58V13L56 14L57 17H55L56 20L54 19L55 21L52 20V18H50V17L48 16L47 12H45V11H43V13H42L43 15L41 14V15L43 16V19L38 20V19H36L37 17H36V18L33 17L34 19L32 20V21L35 22L36 24L39 23V24L41 25V23H44V24H42L43 26H41V28H42V27L45 28V29L43 28V29H44L43 31H44L45 33L48 34V35H47V38H48L49 35L52 34V30H53V28H55V26H56L58 29L64 31V34L62 33L63 36H67V37H68V33H69L68 31H70V32L73 33V34L75 33V31H74L75 28H74V27L77 26V22H78V26H80L81 24L83 25V23H82V22H84V21H83V20H84V19H83V16H82V18H81V16H80V18L83 19V20L81 21V24L79 23L80 20L78 21V19H75V20H77V22H75L76 25H74V27H73V23H71L72 21L70 20V15L67 14V13H68L67 11H66L67 13H65V11L63 12V10H60V11H62V13H60V12H59V9H56V8H55ZM57 10H58V11H57ZM70 10H68V11H70ZM86 10H87V9H86ZM130 10H131V9H130ZM172 10H173V9H172ZM188 10H189V9H188ZM199 10H203V8L201 7V9L199 8ZM199 10H198V11H199ZM204 10H205V8H204ZM225 10H226V9H225ZM244 10H245V9H244ZM244 10H243V11H244ZM71 11H72V10H71ZM71 11H70L69 13H71V15H72L73 13H72ZM76 11H77V10H76ZM95 11H97V10H95ZM107 11H108V12H107ZM176 11H177V10H175V12H176ZM190 11H191V10H190ZM205 11H207V9H206ZM216 11H217V9H216ZM255 11H256V10H255ZM4 12H6V10H5ZM9 12H10V11H9ZM86 12H87V11H86ZM129 12H130V11H129ZM129 12H127V14H128ZM177 12H178V11H177ZM186 12H187V10H186ZM188 12H189V11H188ZM188 12H187L186 14H187L188 17H189ZM192 12H195V11L192 10ZM200 12H201V11H200ZM202 12H203V11H202ZM63 13H64V14H63ZM78 13H80V12H78ZM90 13H91V12H90ZM171 13H172V12H171ZM181 13H182V11H181ZM190 13H191V12H190ZM212 13H215V10H214V12H211V14H212ZM226 13H227V11H226ZM85 14H87V13H85ZM104 14H105V12H104ZM129 14H130V13H129ZM156 14H157V13H156ZM168 14H169V12H168ZM174 14H175V13H174ZM203 14H205V13H203ZM216 14H217V12L215 13V15H216ZM21 15H22V14H21ZM21 15H20V17H21ZM77 15H78V14H77ZM83 15H84V14H83ZM87 15H88V14H87ZM90 15H91V14H90ZM90 15H89V16H90ZM93 15L96 16V13H95V14L93 13ZM102 15H103V14H102ZM107 15H108V14H107ZM109 15H111V14H109ZM179 15H180V14H179ZM182 15H183V13H182ZM198 15H199V12H198ZM198 15H195V16H198ZM212 15H213V14H212ZM215 15H213V17H214ZM219 15H220V14H219ZM227 15H228V14H227ZM227 15H226V16H227ZM246 15H247V14H246ZM246 15H244V16H246ZM248 15H249V14H248ZM248 15H247V17H248ZM251 15H252V14H251ZM8 16H10V15H8ZM23 16H24V15H23ZM23 16H22V17H23ZM35 16H36V15H35ZM37 16H38V15H37ZM39 16H40V15H39ZM42 16H41V17H42ZM112 16H113V15H112ZM116 16H117V15H116ZM128 16H129V15H128ZM158 16H159V15H158ZM162 16L165 18V16H164L163 14H162ZM168 16H169V15H168ZM172 16H174V15H172ZM195 16H193V17H195ZM203 16H204V15H203ZM207 16L205 17L204 22L201 21L202 23L200 22V24H202V26H203V24H204V26L211 25V27H212V22H213V21H212V18H211L210 16H209V17H207ZM241 16H243V15H241ZM254 16H255V15H254ZM254 16H253V17H254ZM51 17H52V16H51ZM71 17L73 18V16H71ZM86 17H87V16H86ZM92 17H93V16H92ZM96 17H97V16H96ZM96 17H95V18H96ZM114 17H115V16H114ZM129 17H131V15H130ZM143 17H144V16H143ZM159 17H161V16H159ZM163 17H162V18H163ZM170 17H171V16H170ZM186 17H187V16H186ZM200 17H201V16H200ZM229 17H230V14H229ZM6 18H7V17H6ZM8 18H9V17H8ZM38 18H39V17H38ZM80 18H79V19H80ZM84 18H85V17H84ZM93 18H94V17H93ZM118 18H119V16H118ZM146 18H148V17H146ZM151 18H153V16H152ZM151 18H150L148 21H151ZM157 18H158V17H157ZM182 18H183V17H182ZM189 18H190V20H189ZM189 18H188L187 22L183 23L184 21H182V23H183V26H184V27H185V25L187 26L186 23H189L188 26L192 29V32H194V35H195V38H194V39L197 38V39L199 40V41L194 40L196 44H195L194 41H193V42H192L193 45L195 44L197 47H198V45H200V43H201V41H202V39H201V38H202V35H201L202 33H203V34L206 33V34L208 35L210 41L212 40V38L214 39V37H212L213 35L210 33V32H211L210 29H209V30H210L209 33L206 31V29L204 30L205 27H203L202 30H203L204 32H202V33H200V30H196V29H197V26H198V29H199V24H198V25L196 24V27H195V23H197V22H195V21L197 20L196 17L194 18V19H195L194 21L191 20V17H189ZM210 18H211V19H210ZM216 18H217V16H216ZM234 18H235V17H234ZM23 19H25V16L23 17ZM39 19H40V18H39ZM97 19H98V18H97ZM114 19H116V17H115ZM142 19H143V18H142ZM155 19H156V17H155ZM158 19H159V18H158ZM165 19H166V18H165ZM165 19L161 20V22L163 21V23H162V27H164L163 25H165V22H166ZM185 19H186V18H185ZM209 19H210L212 22H211ZM229 19H231V18H229ZM244 19H245V18H244ZM258 19H259V18H258ZM20 20H21V18H20ZM72 20H73V19H72ZM75 20H73V21H75ZM118 20H119V19H118ZM143 20H144V19H143ZM152 20L154 21L153 23H155L156 26H157V23H156L157 21L155 22L154 19H152ZM156 20H157V19H156ZM173 20H174V19H173ZM173 20H172V21H173ZM226 20H227V19H226ZM226 20H225V21H226ZM32 21H31V22H32ZM70 21H71V22H70ZM88 21H89V20H88ZM105 21H106V20H105ZM164 21H165V22H164ZM167 21H168V20H167ZM208 21H210L211 23L208 24ZM225 21H224V22H225ZM239 21H240V20H239ZM245 21H246V20H245ZM258 21H260V20H258ZM262 21H263V20H262ZM33 22H32V23H33ZM53 22H54V23H53ZM85 22H86V21H85ZM85 22H84V26H86V27H87V25H89V24H92L91 26H94V25H95V24H94V23H95V19H94V20H90L89 22H86V23H85ZM127 22H128V21H127ZM140 22H141V20H140ZM140 22H139V23H140ZM142 22H143V21H142ZM144 22H145V21H144ZM158 22H159V20H158ZM161 22H160V23H161ZM169 22H170V21H169ZM226 22H228V23L230 24L231 21L229 22V20H227ZM254 22H255V21H254ZM254 22H253V23H254ZM96 23H98V22H96ZM100 23H101V22H100ZM104 23L107 24L108 22H107V23L104 22ZM137 23H138V21H137ZM145 23H146V22H145ZM145 23H143V24H145ZM147 23H148L147 25H150V26H149V29H151L152 26H155V24H153L152 22H147ZM149 23H150V24H149ZM151 23H152V25H151ZM174 23H175V22H174ZM222 23H223V21H222ZM7 24H8V23H7ZM39 24H37V25H39ZM54 24H55V25H54ZM79 24H80V25H79ZM85 24H86V25H85ZM98 24H99V23H98ZM167 24H168V22H167ZM169 24H170V23H169ZM184 24H185V25H184ZM213 24H214V23H213ZM3 25H5V23H4ZM123 25H124V24H123ZM129 25H130V24H129ZM129 25H128V26H129ZM171 25H172V22H171L170 26H171ZM231 25H232V24H231ZM243 25H244V24H243ZM243 25H242V27H243ZM33 26H34V25H33ZM84 26H83V27L80 26V27H78V28H84V29H83L84 31H85L87 28H89V30L91 29L90 27H87V28L85 29ZM89 26H90V25H89ZM95 26H96V28L98 27V25H95ZM110 26H111V24H110ZM118 26H119V25H118ZM128 26H127V27H128ZM137 26H138V24H137ZM139 26H140V25H139ZM143 26H144V25H143ZM158 26L160 27L161 25L159 24ZM170 26H168V28H169ZM175 26L177 27V26H179V25H176V24H175ZM175 26H174V27H175ZM188 26H187V27H188ZM213 26H217V25H213ZM227 26H229V25H228L227 23H226V24L224 23V27L226 28ZM234 26H235V25H234ZM6 27H8V26L6 25ZM9 27H10V26H9ZM16 27H17V26H16ZM172 27H173V26H172ZM189 27H188V28H189ZM193 27L195 28L194 30H193ZM200 27H201V26H200ZM229 27H230V26H229ZM256 27H257V26H256ZM34 28H35V27H34ZM73 28H74V29H73ZM92 28H93V27H92ZM94 28H95V27H94ZM96 28H95V29H96ZM146 28H147V27H146ZM165 28H167V27L165 26L164 29H165ZM185 28H186V27H185ZM208 28H209V27H208ZM234 28H235V27H233V29H234ZM37 29H38V28H37ZM39 29H40V26H39ZM124 29H126V28H124ZM127 29H128V28H127ZM144 29H145V28H143L142 30H144ZM152 29H153V28H152ZM164 29H163V30H164ZM250 29H251V28H250ZM8 30H9V29H8ZM15 30H16V29H15ZM17 30H18V29H17ZM55 30H56V29H55ZM67 30H68V31H67ZM142 30H141V32H142ZM165 30H167V29H165ZM165 30H164V32H165ZM170 30H171V29H170ZM202 30H201V31H202ZM215 30L219 31V30L216 29V28H215ZM11 31H13V30H11ZM66 31H67L68 33H66ZM84 31H83V32H84ZM124 31H125V30H124ZM149 31H150V30H149ZM152 31L155 32L154 30H152ZM152 31H150V32L152 33ZM167 31L169 32V30H167ZM180 31H181V30H180ZM180 31H179V32H180ZM185 31H186V30H185ZM187 31H188V30H187ZM198 31H199V32H198ZM217 31H216V32H217ZM247 31H248V30H247ZM15 32H16V31H15ZM60 32H61V31H60ZM136 32H137V31L135 30V34H136ZM173 32H174L173 34H172V32H171V34L168 33V34H167V38H171L172 35H175V31H174V29H173ZM212 32H213V30H212ZM214 32H215V31H214ZM240 32H241V33H238V35H236L235 32H234V34H226V35L224 36V39H221V40H223V42H221V43H223V44L220 43L221 46H219L218 50H219V49L221 50V48L224 50V52L226 53V55H225V53H224V57H225V59H224V57L221 56V57L223 58V60H222V58H221V59H218V61H217V60H216L217 58H215V60L213 59V62H212V63H210L209 61H207V59H208L210 53H209V54H208V53L206 54V55H207V57H206L207 59H206L205 57H204V59H203V56H204V55H203V56L201 55V57H200V54H199V57H198V55L193 54V52H190V51H188L187 49H184V50H183V49H182L183 47L181 48V50H183L182 52H185V50H186V52H187V51L190 52V54H189L190 56H189V57H185V56H183L184 59L189 58L190 60H193V61H190V62H192V63L195 62V59H196V62H195L196 65H195V63L193 64L194 67L191 66L192 64H191L190 62H188L189 59L186 60L188 64H187L185 67H187L188 65L191 64L189 67H191L192 69L190 68V70H193L194 73L197 75V77L201 80V82H202L201 85H204V86L207 85V87L210 86L211 89H212V88H213V89L215 88V87H212V86H221V87L224 89L225 87L228 88V86H231V84H233V83L236 82L237 80H241V79H244V78L246 79V75H249V74L251 73V71H254V69H257V71H259V68H258V67L262 66L261 64H263V63H262L261 61H259V59H257V58H258V57L261 58L262 53H261V55H258L257 52H256V54L254 55L255 51H253V48H252V47L250 48V44L252 43L251 40H253V39H252V36H251V39H250V37H249V38L247 37L248 35H246V33H243V31H240ZM4 33H5V32H4ZM4 33H3V34H4ZM13 33H14V32H13ZM19 33H20V31H19ZM19 33H18V34H19ZM53 33H54V31H53ZM65 33H66V35H65ZM76 33H77V32H76ZM85 33H86V31H85ZM118 33H119V32H118ZM129 33H130V32H129ZM137 33H138V32H137ZM159 33H160V32H158V34H159ZM177 33H178V32H177ZM177 33H176V34H177ZM218 33H219V32H217V34L215 33V34H216L215 39H216L220 34H222V32H220L219 35H218ZM224 33H225V32H224ZM226 33H227V32H226ZM231 33H232V32H231ZM236 33H237V32H236ZM251 33H253V32H251ZM263 33H264V32H263ZM18 34L16 33V35H18ZM20 34H21V33H20ZM69 34H70V33H69ZM73 34H72V35H73ZM82 34H83V33H82ZM119 34H120V33H119ZM126 34H127V32H126ZM130 34H131V33H130ZM145 34H147V33H145ZM169 34H170V35H169ZM187 34H189V33H187ZM213 34H214V33H213ZM215 34H214V35H215ZM14 35H15V34H14ZM53 35H54V34H53ZM56 35H57V34H56ZM132 35H133V33L131 34V36H132ZM138 35H139V34H138ZM154 35H155V34H154ZM161 35H162V34H161ZM161 35L159 34L158 39L155 38L156 36H154V37L152 36V37H151V34H150V35H147V36H150V37L147 38L148 41L144 40V42H143V40H142V41H141V40L138 41L139 39H138L137 37H135V40L137 41L136 44L138 43L137 45H138V47H139V50H143V49L140 47V44H142V45L145 46V47H146V44H147V46L150 47V46H152L151 44H154V43H156V44L158 45L159 43H157V42H159V41H160V43H161V40L159 39V37H160ZM163 35H164V37H165L166 32H165V34L163 33ZM168 35H169V37H168ZM185 35H186V34H185V32H184V33H183V37H185ZM261 35H262V34H261ZM6 36H8L7 33H6ZM18 36H19V35H18ZM69 36H70V35H69ZM129 36H130V35H129ZM180 36H181V35H180V33H179V36H175V37H176V38H177V37L181 38ZM189 36H190V35H189ZM204 36H205V35H204ZM221 36H222V35H221ZM4 37H5V36H4ZM10 37H11V36H10ZM71 37H72V36H71ZM123 37H124V36H123ZM123 37H122V38H123ZM173 37H174V36H173ZM175 37H174V38H175ZM187 37H188V35H187ZM187 37H186V38H187ZM206 37H207V36H206ZM11 38H12V37H11ZM16 38H17V37H16ZM19 38H20V37H19ZM54 38H55V37H54ZM54 38H53V39H54ZM57 38H58V37H57ZM65 38H66V37H65ZM69 38H70V37H69ZM69 38H68V39H69ZM102 38H103V37H102ZM122 38H121V40L124 41L125 38H123V39H122ZM149 38H150V39H149ZM153 38L156 39V42H155V40H152ZM176 38H175V39H176ZM186 38H185V39H186ZM221 38H222V37H221ZM260 38H261V37H260ZM263 38H264V37H263ZM6 39H7V38H6ZM49 39H50V37H49ZM49 39H48V40H49ZM71 39H73V38H71ZM71 39L69 40V42H72ZM99 39H100V38H99ZM114 39H115V37H114ZM131 39H132V38H131ZM137 39H138V40H137ZM145 39H146V38H145ZM163 39H164V38H163ZM163 39H162V40H163ZM165 39H166V37H165ZM171 39H172V38H171ZM171 39H169V40H171ZM181 39H182V38H181ZM181 39H180V41H181ZM183 39H184V38H183ZM183 39H182V40H183ZM185 39H184V40H185ZM187 39H188V38H187ZM189 39H191V38H189ZM205 39H206V41H208L207 38H205ZM12 40H13V39H12ZM12 40H11V41H12ZM45 40H46V39H45ZM73 40H74V39H73ZM87 40H89V39H87ZM90 40H91V39H90ZM121 40H119L118 42H120ZM126 40H127V39H126ZM135 40H134V41H135ZM157 40H159V41H157ZM200 40H201V41H200ZM221 40H220V41H221ZM7 41H8V39H7ZM7 41H5V42H7ZM103 41H104V40H103ZM106 41H107V40H106ZM114 41H115V40H114ZM153 41H154V42H153ZM176 41H177V40H176ZM178 41H179V40H178ZM187 41H188V40H187ZM190 41H191V40H190ZM190 41H189V42H190ZM203 41H204V40H203ZM203 41H202V42H203ZM210 41H208V42H210ZM214 41H215V40H214ZM216 41H217V39H216ZM259 41H260V40H259ZM9 42H10V41H9ZM15 42H16V41H15ZM15 42H13V43L15 44ZM17 42H18V41H17ZM47 42H48V41H47ZM50 42H51V41H50ZM54 42H56V41H54ZM87 42H88V41H87ZM91 42H92V43L94 42L93 44L96 43L95 41H91ZM108 42H109V41H108ZM111 42H112V41H111ZM125 42H127V41H125ZM151 42H153V43H151ZM166 42H167V41H166ZM168 42H171V41H168ZM181 42H186V41H181ZM197 42H200V43L198 44ZM256 42H257V41H256ZM44 43H45V42H44ZM61 43H62V42H61ZM115 43H116V42H115ZM174 43H175V42H174ZM204 43H207V42H204ZM211 43H213V42H211ZM211 43H209V44L211 45ZM214 43H215V42H214ZM216 43H219V42H216ZM259 43H260V42H259ZM7 44H8V43H7ZM10 44H11V43H10ZM16 44H17V43H16ZM45 44H47V43H45ZM45 44L42 43L41 45H44V46H45ZM48 44H49V43H48ZM51 44H52V43H51ZM64 44H65V43H64ZM70 44H72V43H70ZM81 44H82V43H81ZM84 44H85V43H84ZM88 44H90V42H89ZM100 44H101V43H100ZM104 44H105V43H104ZM110 44H111V43H110ZM117 44H119V43H117ZM120 44H121V43H120ZM122 44H124V43L122 42ZM127 44H130V43H127ZM148 44H150V45H148ZM169 44L171 45V43H168V45H169ZM177 44H178V43H177ZM197 44H198V45H197ZM252 44H254V43H252ZM263 44H264V43H263ZM65 45H66V44H65ZM125 45H126V44H125ZM125 45H124V46H125ZM130 45H131V46H130ZM130 45H127V46H126V48H127V49H126V50H127L126 53H127V54H128V53L131 54V57L134 58L135 55H133V54H134V53L136 54V52L138 51V47H137V45H135V42H134V45H133V44H130ZM162 45H163V44H162ZM205 45H206V44H205ZM210 45H209V46H210ZM213 45H215V44H213ZM213 45H212V46H213ZM216 45H217V44H216ZM5 46H6V44H5ZM38 46H39V45H38ZM82 46H84V45H82ZM91 46L93 47L92 44H91ZM120 46H121V45H120ZM124 46H123V47H124ZM132 46H133V48H132ZM134 46H135V47H134ZM143 46H142V47H143ZM158 46L160 47V45H158ZM158 46L154 45V46L150 47L151 50H153V51H151V52H153V53L155 54V55H154L155 57H157L158 55L156 56V54L160 52V51H158V50L160 49ZM164 46H166V44H165ZM171 46H172V45H171ZM174 46H175V45H174ZM177 46H178V45H176L175 48H176ZM180 46H181V45H180ZM184 46H186V44H185ZM188 46H189V45H188ZM196 46H195V48H196ZM200 46H201V45H200ZM200 46H199V47H200ZM12 47H13V46H12ZM17 47H20V46L17 45ZM17 47H16V48H17ZM23 47H24V46H23ZM41 47H42V46H41ZM63 47L66 48V46H63ZM67 47H68V46H67ZM89 47H90V46H89ZM121 47H122V46H121ZM186 47H187V46H186ZM207 47H208V46H207ZM20 48H21V47H20ZM83 48H84V47H83ZM90 48H91V47H90ZM105 48H106V46H105ZM116 48H117V47H116ZM119 48H120V47L117 48L118 51H119ZM135 48H137V49H136L137 51L135 50ZM158 48H159V49H158ZM178 48H179V47H178ZM11 49L13 50L14 47L11 48ZM74 49L76 50V52H75V56H73V58H74V57L76 58L77 55L81 56V57H79V59L76 58V59L78 60V61H76V62H78L77 64H79L80 66H82L81 64H83V63H79V62H82L81 59H83V58L85 57V54H86V53H85V50L82 49V50L78 51L75 47H74ZM100 49H101V48H100ZM107 49H109V48L107 47ZM121 49H122V48H121ZM130 49L132 50V52H131ZM167 49H168V48H167ZM167 49H166V48L164 49V47H163V51H162V46H161V53H162V52L165 53V51H166ZM176 49H177V48H176ZM192 49H193V48H192ZM198 49H200V48H198ZM209 49H210V48H209ZM247 49H250V50H247ZM63 50H64V48H63ZM75 50H74V51H75ZM98 50H99V48H98ZM105 50H106V49H105ZM124 50H125V49H124ZM134 50H135V51H134ZM144 50H145V48H144ZM144 50H143V51H144ZM170 50H171V49H170ZM179 50H180V49H178V52H179ZM213 50H214V49H213ZM251 50H252V51H251ZM16 51H17V50H16ZM41 51H43V50L41 49ZM48 51H49V50H48ZM70 51H71V50H70L69 48H68V50H67V48H66V51L64 50V53L66 52L65 55L67 56V54H70ZM74 51H73V52H74ZM86 51H87V50H86ZM90 51H91V50H90ZM90 51H89V52H90ZM111 51H112V50H111ZM114 51H116V50L114 49ZM147 51H148V50H147ZM168 51H169V50H168ZM173 51H174V50H173ZM193 51H194V49H193ZM197 51H198V50H197ZM200 51H202V50H200ZM215 51H216V50H215ZM233 51H235V52H233ZM261 51H262V50H261ZM55 52H56V51H55ZM60 52H61V51H60ZM77 52H78V53H77ZM120 52H121V50H120ZM122 52H123V51H122ZM139 52H140V51H139ZM141 52H142V51H141ZM149 52H150V51H149ZM171 52H172V51H171ZM194 52H195V51H194ZM205 52H206V51H205ZM210 52H211V51H210ZM219 52H220V51H219ZM46 53H47V52H46ZM56 53H57V52H56ZM58 53H59V52H58ZM64 53H63V54H64ZM102 53H104V50H103ZM102 53H101V54H102ZM114 53H115V52H114ZM142 53H144V52H142ZM161 53H160V54H161ZM166 53H167V51H166ZM166 53L164 54V57H165V55H167ZM169 53H170V51H169ZM169 53H168V55H169ZM191 53H192L194 59H193V57H191ZM200 53H203V52H200ZM259 53H260V52H259ZM44 54H45V53H44ZM71 54H72V53H71ZM127 54H126V55H127ZM129 54H128V55H129ZM139 54H140V53H139ZM150 54H151V56H153L152 53H150ZM150 54H149V55H150ZM171 54H172V53H171ZM182 54H183V53H182ZM182 54H181V52H180V55H182ZM196 54H197V52H196ZM219 54H220V53H219ZM219 54H218V55H219ZM35 55H36V54H35ZM42 55H43V53H42ZM47 55H48V54H47ZM53 55H54V54H53ZM88 55H89V54H88ZM107 55H108V54H107ZM107 55H104V56H107ZM109 55H110V53H109ZM118 55H120V56H118ZM118 55H117V56H118L119 58H120V57L122 58V59H120L121 61L126 60V59H124V57H125V58H128V57L124 56L123 53H122V54H118ZM121 55H122L123 57H122ZM128 55H127V56H128ZM175 55H176V54H175ZM180 55H179V56H180ZM213 55H214V54H213ZM216 55H217V54H216ZM221 55H222V54H221ZM257 55H258V56H257ZM11 56H12V54H9V51H8V53H6V57H5V59L7 60V64H6V65H7L8 67H11V69H8V68H7V70H6L7 72L4 71V73L6 72L7 77H8V78L6 79V81H5V83H4V81H3V82L0 81V82H1V83H4V84H1V85H5V84H6V86H4V87L7 88V89H10V90H15V88L17 89V87H15V83H17L18 80H19V81H18L17 84H21V83H22V87L24 86V89H22V88H21L22 90L19 89V90H20L19 92H21L22 95L19 94V95H20L19 97H18V96H17V97H16V96H13V99H15V100H19V101H21V102L23 103V107H24V109H25L24 111H25L26 115L29 113L30 108H32V106H30V104H31L30 101L24 97V95H25L26 92H27V89L30 91L29 96H30L31 98H32V97H35V96L38 97V94H39V93L35 92V90H36L37 88H34V87H33V84H35V83H33V81H38L37 79H40V77H42V80H40V81H42V82H41L42 84L40 83L39 86H36V87H38V90H37V91L42 90V89L46 86V84H48L46 81H48L49 78H51V79H49V84H48L49 86L47 85V86L49 87V90H50V87L53 86V85H54L55 87H57V86L59 85L60 88L57 87L56 89H60V90H61V88H62V89H66V88H64L65 84L62 85L61 83H59L58 80H55L56 78H58V76L64 78V76L68 75V74L64 75L65 73L62 74L63 71L58 73L59 70H60V71L62 70L61 67H63V70H64V65H65L66 62H67V60H66V61H63V59H62L63 57L60 56L59 54H55L54 57H53V59H50V57L48 58L47 56H46L47 58H45V57L43 56L44 58H42V59H45V60H42V59H41L42 61H44V64H43V65H45V69H43V68H42V65L39 64V63L37 62V59L34 58L33 54L30 52V50H29V51L27 50V52H25L24 54H22V56L19 57V59H20V61H22V62H20V65L22 66L23 60H24V58H25V60H26V62H27V71H28L29 75L27 74L28 77H26V76L21 75V73H23V71H21V73H19V72L17 71V72L19 73V79H18L17 81L14 80L13 77H12L13 79H12V78H9L10 76H12L11 74H13V73H14V74H13V76H14V75L17 73L16 70L18 69V68H15L14 63L12 62V57H13V56H12V57H11ZM49 56H50V55H49ZM69 56H71V55H69ZM90 56H91V55H90ZM129 56H130V55H129ZM136 56H137V57H135V58H138V54H137ZM139 56H140V55H139ZM154 56H153V57H154ZM162 56H163V55H161V56L159 55V57H162ZM170 56H171V55H170ZM177 56H178V55H177ZM177 56H174L173 58L175 59ZM179 56H178V57H179ZM195 56H196L197 58H195ZM226 56H227V57H226ZM252 56L255 57V58L253 59ZM67 57H68V56H67ZM77 57H78V56H77ZM87 57H88V56H87ZM91 57H92V56H91ZM114 57H115V55H114L111 59H114V62H115V63H116V62H118V63L121 62V61H120V62L118 61V60H119L118 57H117L118 60L115 61V58H114ZM159 57H157V58H159ZM164 57H163V59H164ZM181 57H182V56H181ZM181 57H180V60H179V61H180V62H179L180 65H181V62L184 61V60H181ZM183 57H182V58H183ZM190 57H191L192 59H191ZM213 57H214V56H213ZM40 58H41V57H40ZM80 58H81V59H80ZM103 58H104V57H103ZM105 58H106V57H105ZM135 58H134V59H135ZM141 58H142V57H141ZM148 58H149V60H148ZM148 58H147V60L150 62V57H148ZM211 58H212V56H211ZM219 58H220V57H219ZM250 58H251L253 61L250 60ZM19 59H18V60H19ZM60 59H62V60H60ZM64 59H65V58H64ZM68 59H69V57H68ZM123 59H124V60H123ZM129 59H130V57H129ZM138 59H140V57H139ZM142 59L145 60L146 58H142ZM151 59H152V62L150 63V64H151V68H149V69L147 70V68L150 67V64H149V63L146 64V66L148 65L147 67H146V66H143V65H145V64H142V66H143V67L141 66L142 68L140 67L141 70H142V69H143V70L146 69V70L144 71V73H143V71L141 72V73L143 74L142 76L139 74L140 77H142V78H140L139 76L136 75L137 77H139V78L141 79V80H140L141 82L138 81L139 85H138V84L135 85V86H137V89H134V90H135V91L137 90V92L134 91V94H133V93H130L129 97H128V95H127V98H129V101L127 100V98L124 99V100H126V101H124L125 104H126V103L129 104V107H128V105H127L126 107H128V109L131 108V109L133 110V113H134V111H135L136 113H137V112H138V113L140 112L139 114H141V111H142V113H144L145 116H146V114H147V116H146V117L144 116V117L147 119L149 125H150L151 121L155 120L154 118H157V117H154L153 112L158 111L159 115L161 114L160 116L162 117V114H164V112H165V107H166L167 105H170V104H165L167 100H168V101L170 100V99H168V98L170 97V98L172 99L173 95H176V102H177V96L179 97L180 94H181V91L184 90V89H186V86H187V85H185L186 81H188L187 84L191 83V82H189V80L192 81V78H191L190 75H189L188 77H187V76H184L185 74L182 72L184 68H182L181 66H180V68H179V66L177 67V69H179V72H176V71L173 70L172 68L169 69V70H165V68H163L164 71H163V70L161 71V69H160V71H159V67H160V66L157 65V64H158L159 62L161 63V61H160V60L158 61V59H156V58H152V57H151ZM154 59H156L155 61H156V62L158 61V63L154 62ZM159 59H160V58H159ZM165 59L167 60V58H165ZM165 59H164V60H165ZM168 59H169V58H168ZM171 59H172V58L169 59L170 61H166V60H165V62H166L165 64H168V63L173 62L174 65H172V63H171V64H168V66H169V67H171V66H176V65L178 64V63H177L178 60L175 59L176 61H173V60L171 61ZM178 59H179V58H178ZM261 59H262V58H261ZM72 60H73V59H72ZM74 60H75V59H74ZM79 60H81V61H79ZM96 60H97V59H96ZM101 60H102V59H100V61L98 62V64H99V63H102ZM131 60H132V59H131ZM131 60H130V61H131ZM161 60H162V59H161ZM208 60H209V59H208ZM210 60H211V59H210ZM38 61H39V60H38ZM58 61H60V62L62 61V62H61V63H58ZM94 61H95V59H94ZM97 61H98V60H97ZM126 61H127V60H126ZM132 61H133V60H132ZM136 61H137V60H136ZM141 61H142V60H141ZM148 61H147V62H148ZM222 61H223V62H222ZM235 61H236V62H235ZM251 61L253 62L254 65L250 64ZM26 62H25V63H26ZM72 62H73V61H72ZM89 62H90V61H89ZM89 62H88V65H89ZM95 62H96V61H95ZM109 62H110V59H109ZM111 62H112V61H111ZM128 62H129V61H128ZM128 62H127V63H128ZM134 62H135V61H134ZM137 62H138V61H137ZM137 62H135V63H137ZM143 62H144V61H143ZM163 62H164V61L162 60V63H163ZM184 62H185V61H184ZM237 62H238V65L235 64V63H237ZM112 63H113V62H112ZM135 63H134V64H135ZM152 63H154L155 66L152 67V65H154V64H152ZM175 63H177V64L175 65ZM23 64H24V63H23ZM54 64H55V65L57 64V65L55 66ZM74 64H76V63H74ZM77 64H76V65H77ZM92 64H93V62H92ZM109 64H111V63H109ZM120 64H121V63H120ZM120 64H118V65L116 64L115 66H118V67L122 70ZM122 64H123V63H122ZM124 64H125V63H124ZM129 64H130V63H129ZM131 64H132V63H131ZM137 64H138V63H137ZM163 64H164V63H163ZM248 64H249V65H248ZM76 65H74V66H76ZM94 65H95V64H94ZM103 65H104V63H103ZM119 65H120V66H119ZM125 65H126V64H125ZM140 65H141V64H140ZM156 65H157V66H156ZM170 65H171V66H170ZM184 65H185V63H184ZM184 65H183V66H184ZM250 65H252V66H250ZM21 66H20V68H21ZM23 66H24V65H23ZM77 66H78V65H77ZM77 66H76V68H78ZM80 66H79V67H80ZM86 66H87V65H86ZM101 66H102V65H101ZM109 66H110V65H109ZM122 66H123V65H122ZM133 66H134V65H133ZM158 66H159V67H158ZM72 67H73V66H72ZM91 67H92V65H91ZM98 67H99V66H98ZM98 67H97V68H98ZM105 67H106V66H105ZM107 67H108V65H107ZM124 67H125V66H123V69H125ZM127 67H130V66H129V65H128V66L126 65V68H127ZM145 67H146V68H145ZM157 67H158V68H157ZM189 67H188V68H189ZM263 67H264V65H263ZM4 68H5V67H4ZM81 68H82V67H81ZM92 68H94V67H92ZM119 68H118V69H119ZM131 68H132V66H131ZM140 68H139V70H140ZM144 68H145V69H144ZM161 68H162V67H161ZM181 68H182V69H181ZM188 68H187V69H188ZM15 69H16V70H15ZM70 69H71V68H70ZM73 69H75V67H74ZM83 69H84V68H83ZM105 69H106V68H105ZM109 69H110V68H109ZM118 69H117V70H118ZM120 69H119V71H120ZM127 69H128V68H127ZM132 69H133V68H132ZM132 69H128V73H130L129 71L132 70ZM134 69H136V68H134ZM4 70H5V69H4ZM24 70H25V69H24ZM57 70H58V71H57ZM71 70H72V69H71ZM90 70H91V69H90ZM94 70L96 71L95 68H94ZM100 70H101V69H100ZM100 70H99V71H100ZM184 70H185V69H184ZM188 70H189V69H188ZM190 70H189V71H190ZM261 70H262V69H260V72H261ZM0 71H1V70H0ZM54 71H55V73H58V74H57V75H54V73H53ZM56 71H57V72H56ZM72 71H73V70H72ZM102 71H103V70H102ZM102 71H100V72H101V75H102V73H103ZM107 71H108V69H107ZM119 71H117V72H119ZM122 71H123V70H122ZM124 71H125V70H124ZM132 71H134V70H132ZM189 71H188V72H189ZM193 71H191V73H192ZM2 72H3V71H2ZM65 72H66V71H65ZM68 72H69V71H68ZM87 72H88V71H87ZM104 72H106V71L104 70ZM120 72H121V71H120ZM135 72H136V71H135ZM4 73H3V74H4ZM52 73H53V74H52ZM71 73H72V74H71ZM71 73H70V74L73 75V77L70 78L71 82H73V80H74V79H72V78H75L76 82H77V80L79 81V77H80V76L77 75V74L75 73V70H74V72H71ZM93 73H95V72L93 71ZM93 73H92V74H93ZM128 73H126V75H127ZM133 73H134V72H133ZM139 73H140V72H139ZM191 73H189V74H191ZM194 73H193V74H194ZM253 73H254V72H253ZM261 73H262V74H260V75H261V76H264L263 72H261ZM6 74H5V75H6ZM90 74H91V73H90ZM96 74H98V73H96ZM99 74H100V73H99ZM108 74H109V73H108ZM111 74H112V73H111ZM121 74H122V72H121ZM135 74H136V73H135ZM251 74H252V73H251ZM258 74H259V73H258ZM8 75H9V76H8ZM24 75H25V74H24ZM106 75H107V74H105L104 76L106 77ZM131 75H133V74H131ZM256 75H257V72H256ZM260 75H259V76H260ZM39 76H40V77H39ZM78 76H79V77H78ZM93 76H94V75H93ZM99 76H100V75H99ZM127 76H128V75H127ZM178 76H180V78H179ZM192 76H193V75H192ZM252 76H254V75H252ZM252 76H251V77H252ZM55 77H56V78H55ZM123 77H126V76H123ZM123 77H122V78H123ZM128 77H130V76H128ZM186 77H187L188 79H187ZM0 78H1V76H0ZM5 78H6V77H5ZM16 78H17V77H16ZM96 78H97V77H96ZM96 78H95V79H96ZM131 78H133V77H131ZM134 78H135V77H134ZM139 78H138V79H139ZM168 78H170V80H169ZM195 78H196V76H195ZM195 78H194V79H195ZM198 78H197V81H198ZM65 79H66V77L64 78V80H65ZM105 79H106V78H105ZM124 79H125V78H124ZM124 79H123V80H124ZM166 79L169 80V81L167 82V83H169V84H168L169 86H167V87H166L167 83L165 82ZM194 79H193V85H194V83L196 82V81H194ZM247 79H248V78H247ZM261 79H262V78H261ZM2 80H3V79H2ZM4 80H5V79H4ZM51 80H52V81H51ZM53 80L58 81V82H57V85H56L55 83L53 84ZM75 80H74V81H75ZM103 80H104V79H103ZM111 80H112V79H111ZM119 80H121V79H119ZM200 80H199V81H200ZM258 80H259V78H258ZM262 80H263V79H262ZM50 81H51L52 83H50ZM55 81H54V82H55ZM241 81H242V80H241ZM253 81H254V80H253ZM20 82H21V83H20ZM44 82H45V83H44ZM92 82H93V81H92ZM135 82H136V81H135ZM135 82L133 81V83H135ZM160 82H161V83H160ZM239 82H240V81H239ZM242 82H243V81H242ZM248 82H249V81H248ZM254 82H255V81H254ZM79 83H80V82H79ZM79 83H78V84H79ZM106 83H107V82H105V84H106ZM116 83H117V82H116ZM237 83H238V81H237ZM37 84H38V83H37ZM44 84H45V86L43 87L42 85H44ZM51 84H53V85H51ZM60 84H61V85H60ZM108 84H109V83H108ZM117 84H119V83H117ZM160 84H161V85H160ZM165 84H166V85H165ZM191 84H192V83H191ZM235 84H236V83H235ZM240 84H243V83H240ZM240 84H239L238 86H241ZM244 84H246V83H244ZM253 84H254V83H253ZM261 84H263V82H262ZM74 85H75V84H74ZM94 85H95V84H94ZM96 85H97V84H96ZM111 85H113V84H110V86H111ZM128 85H129V84H128ZM132 85L134 86V84H132ZM132 85H131V86H132ZM193 85H191V86L189 85V87L192 88V87L195 86V85H194V86H193ZM247 85H248V84H247ZM249 85H250V84H249ZM256 85H257V83H256ZM41 86H42L43 88H42ZM54 86H53L52 91L50 90L51 92H53V90H54ZM62 86H63V87H62ZM87 86H88V85H87ZM196 86H197V88L199 87V85H197V82H196ZM243 86H244V85H243ZM245 86H246V85H245ZM260 86H261V85H260ZM263 86H264V85H263ZM18 87H19V86H18ZM66 87H67V86H66ZM89 87H90V86H89ZM92 87H94V86L92 85ZM112 87H113V86H112ZM112 87H110V88L112 89ZM252 87H253V86H252ZM40 88H41V89H40ZM45 88H46V87H45ZM51 88H52V87H51ZM120 88H121V87H120ZM134 88H135V87H134ZM182 88H183V89H182ZM187 88H188V87H187ZM202 88H203V87H202ZM205 88H206V87H205ZM208 88H209V87H208ZM243 88H244V87H243ZM253 88H254V87H253ZM259 88H260V87H259ZM84 89H85V88H84ZM111 89H110V90H111ZM114 89H115V87H114ZM129 89H131V88H129ZM132 89H133V88H132ZM181 89H182V90H181ZM211 89H210V90H211ZM247 89H248V88H247ZM255 89H256V88H255ZM25 90H26V91H25ZM125 90H126V89H125ZM188 90H189V89H187V91H188ZM202 90H203V89H202ZM214 90H215V89H214ZM253 90H254V89H253ZM261 90H263V89H261ZM261 90H259V91H261ZM42 91H43V90H42ZM56 91H57V90H56ZM76 91H77V90H76ZM132 91H133V90H132ZM185 91H186V90H185ZM211 91H212V90H211ZM254 91H256V90H254ZM91 92H92V91H91ZM109 92H110V91H109ZM162 92L165 93V94H164L165 96L163 95L165 98L163 97L164 99H156V98H157L156 96H157V95H160ZM191 92H192V91H191ZM3 93H4V92H3ZM8 93H9V92H8ZM40 93H41V92H40ZM45 93H46V92H45ZM49 93H50V92H49ZM61 93H62V90H61L60 94H61ZM112 93H113V92H112ZM182 93H183V91H182ZM187 93H188V92H187ZM187 93H186V94H187ZM253 93H254V92H253ZM259 93H260V92H259ZM259 93H258V94H259ZM6 94H7V93H6ZM53 94H56V93L53 92L52 95H53ZM63 94H65V93L63 92ZM77 94H78V93H77ZM126 94H127V93H126ZM170 94H173V95H170ZM189 94H190V93H188V96H189ZM191 94H192V93H191ZM258 94H257V95H258ZM11 95H12V94H11ZM58 95H59V93H58ZM86 95H87V94H86ZM111 95H113V94H111ZM169 95H170V96H169ZM192 95H193V94H192ZM251 95H252V94H251ZM26 96H27V94H26ZM40 96L42 97V95H40ZM53 96H54V95H53ZM125 96H126V95H125ZM43 97H44V96H43ZM58 97H60V96H58ZM68 97H69V96H68ZM160 97H161V96H160ZM160 97H159V98H160ZM174 97H175V96H174ZM190 97H191V96H190ZM190 97H189V98H190ZM44 98H46V97H44ZM73 98H74V97H73ZM76 98H78V97H76ZM83 98H84V97H83ZM112 98H113V97H112ZM161 98H162V97H161ZM182 98H184V97H182ZM52 99H53V98H52ZM64 99H65V98H64ZM68 99H69V98H68ZM79 99H80V98H79ZM81 99H82V98H81ZM173 99H174V98H173ZM185 99H186V97H185ZM187 99H188V98H187ZM191 99H192V98H191ZM191 99H190V100H191ZM5 100H6V99H5ZM43 100H44V99L42 98V102H44ZM182 100H183V99H182ZM202 100H204V98H202ZM202 100H200V101H202ZM0 101H1V100H0ZM38 101L41 102V100H38ZM65 101H66V100H65ZM77 101H78V100H77ZM117 101H118V100H117ZM153 101L156 102V104H155V102H154V104L156 105V109H157L156 111L151 110V107L154 105V104L152 105V102H153ZM174 101H175V100H174ZM174 101H173V102H174ZM184 101H185V100H184ZM191 101L193 102V100H191ZM200 101H199V102H200ZM205 101H207V100H205ZM3 102H5V101H3ZM8 102H9V101H8ZM40 102L38 103L39 106H40ZM61 102H62V100H61ZM61 102H60V103H61ZM71 102H72V101H71ZM114 102H115V100H114ZM120 102H121V101H120ZM171 102H172V101H171ZM173 102H172V103H173ZM181 102H183V101H181ZM194 102H195V100H194ZM54 103H55V102H54ZM60 103H58V105H59ZM117 103H118V102H117ZM168 103H170V102H168ZM183 103H184V105H187V104H185L186 102H183ZM188 103H189V102H188ZM201 103H202V102H201ZM204 103H205V102H204ZM256 103H257V102H256ZM259 103H260V102H259ZM3 104H4V103H3ZM45 104H46V103H45ZM51 104H52V103H51ZM65 104H66V103H65ZM120 104H121V103H120ZM177 104H178V102H177ZM205 104H206V103H205ZM60 105H62V104H60ZM164 105H166V106L164 107ZM195 105H196V104H195ZM195 105H194V106H195ZM200 105H202V104H200ZM203 105H204V104H203ZM208 105H210V104H208ZM216 105H217V104H216ZM256 105H257V104H256ZM258 105H259V104H258ZM54 106H55V105H54ZM54 106H53V107H54ZM63 106H64V104H63ZM114 106H116V105H113V107H114ZM174 106H175V105H174ZM177 106L179 107V105H177ZM177 106H176V107H177ZM187 106H188V105H187ZM190 106H191V104L189 103V107H190ZM192 106H193V104H192ZM196 106L198 107V105H196ZM206 106H207V105H206ZM69 107H70V106H69ZM76 107H77V109H78V106H77V105H76ZM79 107H80V106H79ZM116 107H117V106H116ZM170 107H171V109H170L169 107H168V108L170 109L169 111L171 112V110H172L173 108H175V107H173V108H172V106H170ZM182 107H183V106H182ZM184 107H185V106H184ZM203 107H205V106H203ZM203 107H201V108H203ZM207 107H208V106H207ZM207 107H206V108H207ZM253 107H254V106H253ZM8 108H9V107H8ZM83 108H84V107H83ZM110 108H111V107H110ZM114 108H115V107H114ZM168 108L166 107L167 112H168ZM212 108H213V107H212ZM255 108H257V107H255ZM263 108H264V107H263ZM263 108H262V109H263ZM53 109H54V108H53ZM84 109H85V108H84ZM111 109H112V108H111ZM120 109H121V108H120ZM126 109H127V108H126ZM126 109H125V110H126ZM131 109H130V110H131ZM175 109H176V108H175ZM180 109H181V108H180ZM184 109H185V108H184ZM189 109H190V108H189ZM189 109H188V110H189ZM197 109H198V108H197ZM208 109H209V108H208ZM208 109H207V110H208ZM48 110H50V109L48 108ZM51 110H52V108H51ZM82 110H83V109H82ZM109 110H110V109H109ZM125 110H124V111H125ZM130 110H129V111L127 110V112H128V113H129V112L131 113L132 110H131V111H130ZM181 110H182V109H181ZM188 110H187V111H188ZM207 110H206V111H207ZM254 110H255V109H254ZM69 111H70V110H69ZM113 111H115V110L113 109ZM116 111H117V110H116ZM119 111H120V110H119ZM152 111H153V112H152ZM175 111H177V110H175ZM179 111H180V110H179ZM189 111H190V110H189ZM189 111L187 112L188 114L190 113ZM242 111H243V110H242ZM252 111H253V110H252ZM6 112H7V111H6ZM62 112H63V111H62ZM72 112H73V111H72ZM107 112H108V111H107ZM120 112H121V111H120ZM120 112H119V113H120ZM127 112H126V113H127ZM167 112H165V114H167ZM170 112H168V115H167L169 118H170V115H171L172 113H174V116H175L176 113H179V112H176V113H175L174 110H173V112H172L171 114H169ZM199 112H200V111H199ZM202 112H205V110L202 109ZM207 112H210V111H207ZM258 112H260V111H258ZM8 113H9V116L12 115V111H11L10 109L8 110ZM35 113H36V112H35ZM51 113H52V112H51ZM133 113H131V114L133 115ZM187 113H186V115H185V113H183V111H182V113H181V114H183L182 117L186 118L185 116H187ZM191 113H192V112H191ZM249 113H250V112H249ZM262 113H263V112H262ZM71 114H72V113H71ZM116 114H117V113H116ZM144 114H143V115H144ZM165 114H164V115H165ZM202 114L206 117V120H207V118H208V121H207L208 124H211V123H210V120H211L212 118H210V116H209V117L206 116L207 114L205 115V113H202ZM212 114H213V113H212ZM257 114H258V113H257ZM257 114H256V115H257ZM32 115H33V114H32ZM54 115H55V114H54ZM63 115H65V114H63ZM63 115H62V116H63ZM68 115H69V114H68ZM117 115H118V117H119L120 114H117ZM128 115H129V114H128ZM137 115H138V114H137ZM137 115L135 114L134 116L136 117ZM176 115H177V114H176ZM208 115H209V114H208ZM240 115H241V114H240ZM244 115H245V114H244ZM246 115H248V114H246ZM246 115L242 117V118H243V119H242V123H243V122H246V123L249 122L250 118H249V120L244 119V117L248 119L249 116L246 117ZM250 115H252V114H250ZM254 115H255V113H254ZM260 115H261V114H260ZM260 115H259V116L257 115V116L255 117L256 119L254 118V120H255L256 122L260 120V117H261ZM262 115H263V114H262ZM27 116H29V114H28ZM71 116H72V115H71ZM83 116H84V115H83ZM130 116H131V115H130ZM130 116H129V117H130ZM138 116H142V115H138ZM160 116H158V117L160 118ZM178 116H179V115H178ZM180 116H181V115H180ZM180 116H179V117H180ZM214 116H215V113H214ZM214 116H213V118H214ZM37 117H38V115H37ZM57 117H58V116H57ZM90 117H92V116H90ZM118 117H117V118H118ZM120 117H123V116L120 115ZM126 117H127V115H126ZM147 117H148V118H147ZM163 117H164V116H163ZM165 117H166V116H165ZM172 117H173V115H172ZM211 117H212V116H211ZM216 117H217V115H216ZM239 117H240V116H239ZM80 118H82V117H80ZM124 118H125V117H123V119H124ZM139 118H140V117H138V119H139ZM145 118H144V119H145ZM169 118H168V119H169ZM174 118H175V117H174ZM176 118H177V117H176ZM190 118H191V117H190ZM217 118H218V117H217ZM230 118H231V117H230ZM237 118H238V117H237ZM263 118H264V116H263ZM263 118H262V120H264ZM118 119H119V118H118ZM131 119H132V118H131ZM133 119H134V117H133ZM135 119H136V120H135ZM135 119H134V120L137 121V117H136ZM171 119H172V118H170V120H171ZM194 119H195V118H194ZM196 119H198V118H196ZM225 119H226V118H225ZM251 119H252V118H251ZM124 120H125V119H124ZM127 120H128V119H127ZM134 120H133V121H134ZM142 120H143V119H142ZM149 120H150V121H149ZM157 120H158V119H157ZM159 120H162V119L160 118ZM159 120H158V121H159ZM163 120H164V118H163ZM172 120H173V119H172ZM175 120H176V119H175ZM175 120H174V121H175ZM178 120L181 121V119H178ZM178 120H177V121H178ZM190 120H191V119H190ZM218 120H220V119H218ZM218 120H217V121H218ZM229 120H230V119H229ZM234 120H235V119H234ZM238 120H241V119L238 118ZM243 120H246V121H243ZM26 121H27V120H26ZM50 121H51V119H50ZM52 121H53V120H52ZM59 121H60V120H59ZM74 121H75V119H74ZM83 121H84V120H83ZM129 121H130V120H129ZM133 121H132V123H134ZM155 121H156V120H155ZM164 121H166V120H164ZM185 121H186V119H185ZM187 121H189V120H187ZM192 121H194V120H192ZM196 121L199 122L200 120H199V121L196 120ZM212 121H213V119H212ZM221 121H224V120H221ZM255 121H254V122H255ZM75 122H76V121H75ZM140 122H141V121H140ZM144 122H145V121H144ZM153 122H154V121H153ZM156 122H157V121H156ZM156 122H154V123H156ZM161 122H162V121H160V123H158V125L161 124ZM197 122H196V126H197V124H198ZM260 122H261V121H260ZM262 122H263V121H262ZM262 122H261V123H262ZM36 123H37V122H36ZM61 123H62V122H61ZM126 123H128V122H126ZM145 123H146V122H145ZM154 123H153V124H154ZM165 123H166V122H165ZM184 123L189 124V122H188V123H187V122H184ZM192 123H193V122H192ZM192 123H190V124H192ZM194 123H195V122H194ZM201 123H202V122L200 121V124H201ZM221 123H222V122H221ZM226 123H228V122H226ZM234 123H235V122H234ZM237 123H238V122H237ZM237 123H236V124H237ZM251 123H252V122H251ZM128 124H129V123H128ZM142 124H143V123H142ZM142 124H141V126H142ZM146 124H147V123H146ZM148 124H147V125H148ZM153 124H152V125H153ZM156 124H157V123H156ZM167 124H168V123H167ZM186 124H185V125H186ZM208 124H207V126H209ZM214 124H215V123H214ZM214 124H212V125H214ZM240 124H241V122H240ZM36 125H37V124H36ZM40 125H41V124H40ZM80 125H81V124H80ZM82 125H84V124H82ZM139 125H140V124H139ZM149 125L146 126V128L149 127ZM158 125H156V126H158ZM162 125H163V122H162V124L160 125V127H162ZM173 125H174V124H173ZM178 125H179V124H178ZM178 125H177L178 129H176V131L179 130L180 125H179V126H178ZM193 125H194V124H193ZM198 125H199V124H198ZM241 125H242V124H241ZM249 125H250V124H249ZM256 125H257V124H256ZM48 126H49V125H48ZM50 126H51V125H50ZM53 126H54V125H53ZM78 126H79V125H78ZM78 126H76V127L79 128ZM129 126H130V125H129ZM132 126H134V124H132ZM143 126H144V125H143ZM150 126H151V125H150ZM164 126H165V125H164ZM174 126H176V125H174ZM186 126H187V125H186ZM190 126H191V125H190ZM200 126H202V125H200ZM203 126H204V125H203ZM223 126H225V124H224V125L222 124V128H223ZM233 126H234V125H233ZM233 126H232V127H233ZM235 126H236V125H235ZM242 126H243V125H242ZM253 126H254V124H253ZM253 126H251V128H252ZM261 126H262V125H261ZM2 127H3V126H2ZM61 127H62V126H61ZM153 127H154V125H153ZM198 127H199V126H198ZM198 127H197V128H198ZM204 127H205V126H204ZM204 127H203V128H199V129H202V130H203V132H202L203 134H204V132H205ZM209 127H210V126H209ZM211 127H212V126H211ZM214 127H215V126H214ZM228 127H229V126H228ZM237 127H238V126H237ZM127 128H129L128 125H127ZM135 128H136V127H135ZM138 128H139V127H138ZM144 128H145V126H144ZM146 128H145V129H146ZM172 128H173V127H172ZM191 128H192V127H191ZM194 128H195V127H194ZM194 128H193V129H194ZM197 128H196V129H197ZM226 128H227V127H226ZM242 128H244V127H242ZM247 128H249L248 125H247ZM255 128H256V127H255ZM261 128H262V127H261ZM2 129H3V128H2ZM131 129H132V128H130V130H131ZM150 129H153V128L150 127ZM180 129H181V127H180ZM187 129H188V126H187ZM212 129H213V128H212ZM262 129H263V128H262ZM33 130H34V129H33ZM40 130H41V128H40ZM62 130H63V129H62ZM69 130H70V129H69ZM89 130H90V129H89ZM121 130H122V129H121ZM125 130H126V129H125ZM135 130H137V128H136ZM135 130H134V131H135ZM139 130H140L141 132H144V131H145L144 129H142V130H144V131H142L141 129H139ZM139 130H138V131H139ZM162 130L164 131V130H166V128H164V129L161 128L160 131H162ZM181 130H182V129H181ZM188 130H189V129H188ZM188 130H187V131H188ZM194 130H195V129H194ZM202 130H201V131H202ZM209 130H210V128H209ZM213 130H218V128L213 129ZM213 130H212V131H213ZM234 130H235V128H233V131H234ZM241 130H242V129H241ZM244 130H245V129H244ZM250 130H251V129H250ZM3 131H4V130H3ZM44 131H45V130H44ZM48 131H49V130H48ZM52 131H53V129H52ZM78 131H79V130H78ZM92 131H93V130H92ZM94 131H95V130H94ZM132 131H133V129H132ZM152 131H154V129H153ZM158 131H159V130H158ZM160 131H159V132H160ZM163 131H162V133H163ZM189 131H191V130H189ZM210 131H211V130H210ZM210 131H209V132H210ZM218 131H219V130H218ZM230 131L232 132V130H230ZM235 131H236V130H235ZM235 131H234V132H235ZM39 132H40V131H39ZM67 132H68V131H67ZM122 132H124V130H123ZM145 132H146V131H145ZM150 132H151V131H150ZM172 132H173V131H172ZM184 132H185V131H184ZM191 132H193V131H191ZM227 132H229V131H227ZM234 132H233V133H234ZM245 132H246V131H245ZM256 132H257V131H256ZM259 132H260V131H259ZM1 133H2V132H1ZM29 133H30V131H29ZM33 133H34V132H33ZM33 133H32V135H33ZM47 133H48V132H47ZM51 133H52V132H51ZM61 133H62V132H61ZM118 133H119V132H118ZM126 133H127V132H126ZM129 133H130V132H129ZM147 133H148V131H147ZM147 133H146V134H147ZM164 133H165V132H164ZM177 133H178V132H177ZM189 133H190V132H189ZM196 133H197V132H196ZM196 133H195V134H196ZM246 133H247V132H246ZM66 134H67V133H66ZM70 134H71V133H70ZM123 134H124V133H123ZM146 134H145V135H146ZM148 134H150V133H148ZM151 134L153 135L154 133H151ZM203 134H202V135H203ZM207 134H208V132H207ZM237 134H239L238 131H237ZM25 135H26V134H25ZM39 135H41V134H39ZM54 135H55V134H54ZM77 135H78V134H77ZM77 135H76V136H77ZM125 135H126V134H125ZM142 135H143V134H142ZM154 135L157 136V134H154ZM154 135H153V136H154ZM185 135H187V137H188L189 134H185ZM193 135H194V133H193ZM199 135H200V134H198L197 137H198ZM213 135H214V134H213ZM242 135H243V134H242ZM242 135H241V136H242ZM68 136H69V135H68ZM70 136H71V135H70ZM74 136H75V134H74ZM138 136H139V135H138ZM153 136H152V137H153ZM162 136H163V134H162ZM172 136H173V135H172ZM172 136H171V137H172ZM190 136H192V135H190ZM195 136H196V135H195ZM195 136H194V137H195ZM218 136H219V135H218ZM241 136H240V137H241ZM40 137H41V136H40ZM77 137H78V136H77ZM122 137H123V136H122ZM124 137H125V136H124ZM140 137H144V136H140ZM150 137H151V136H150ZM164 137H165V136H164ZM164 137H163V138H164ZM199 137L201 138V135H200ZM220 137H221V138H220V140H221V139H222V136H220ZM243 137H244V136H243ZM20 138H21V137H20ZM31 138H33V137H31ZM67 138H68V137H67ZM70 138H71V137H70ZM73 138H74V137H73ZM133 138H134V137H133ZM157 138H159V136H158ZM183 138H184V137H183ZM195 138H196V137H195ZM200 138H199V139H200ZM205 138H206V134H205ZM205 138H204V140H205ZM54 139H55V138H54ZM129 139H130V138H129ZM149 139H150V138H149ZM160 139H161V138H160ZM160 139H159V140H160ZM165 139H166V137H165ZM167 139H169V138L167 137ZM167 139H166V141H168ZM174 139H175V138H174ZM174 139H173V140H174ZM177 139H178V138H176V140H177ZM181 139H182V137H181ZM207 139H208V137H207ZM207 139H206V140H207ZM213 139H214V138H213ZM215 139H216V138H215ZM241 139H242V138H241ZM36 140H37V139H36ZM66 140H67V139H66ZM71 140H73V139H71ZM138 140L140 141V139H138ZM142 140H143V138H142ZM147 140H148V139H147ZM151 140H153V141L155 140V141H156L155 136H154V139L151 138ZM151 140H150V142H151ZM157 140H158V139H157ZM161 140H162V139H161ZM161 140H160V141H161ZM170 140H171V139H170ZM202 140H203V138H202ZM202 140H200V141H202ZM217 140H219V139H216V141H217ZM220 140H219V141H220ZM58 141H59V140H58ZM126 141H127V140H126ZM139 141H137V142H139ZM155 141H154V142H155ZM178 141H179V139H178ZM182 141H183V140H182ZM208 141H209V140H208ZM210 141H211V140H210ZM210 141H209V142H210ZM45 142H46V141H45ZM50 142H51V141H50ZM55 142H56V141H55ZM59 142H60V141H59ZM62 142H63V140H62ZM79 142H80V141H79ZM132 142H134V140H133ZM143 142H145V141H143ZM143 142H142V143H143ZM164 142H165V141H163V143L160 142V144L162 143V146H163ZM185 142H186V141H184V143H185ZM198 142H199V140H198ZM212 142H213V141H212ZM212 142H211V143H212ZM220 142H221V141H220ZM227 142H228V144L230 145V142H229V141H227ZM11 143H12L11 139L6 138V137L4 136V134H3V135H0V145H1L0 147H2L3 144H6L7 146L4 145L3 148L6 147V150H8V149L11 147ZM17 143H18V142H17ZM57 143H58V142H57ZM65 143H66V141H65ZM73 143H74V142H73ZM83 143H85V142H83ZM142 143H141V144H142ZM151 143H152V142H151ZM156 143H157V141H156ZM172 143H174V142L172 141ZM175 143H176V142H175ZM175 143H174V145H176ZM181 143H182V142H181ZM203 143H205V142H203ZM213 143H215V142H213ZM30 144H31V143H30ZM39 144H40V143H39ZM132 144H133V143H132ZM146 144L149 145V143H147V142H146ZM153 144H155V143H153ZM182 144H183V143H182ZM199 144H200V143H198V144L196 143L198 149H200V147H201V146H200V147L198 146ZM205 144H206V143H205ZM205 144H204V145L202 144V145H203L205 148H207V147L205 146ZM209 144H210V143H209ZM215 144H216V143H215ZM222 144H225V145H222ZM26 145H28V144H26ZM26 145H25L24 147H26ZM55 145H56V144H55ZM138 145H139V144H137V146H138ZM144 145H145V144H144ZM165 145H166V144H165ZM165 145H164V147H165ZM187 145H189V144H187ZM196 145H195V146H196ZM206 145H207V144H206ZM212 145H213V144H212ZM219 145H220V144H219ZM226 145H227V143L223 141V143H221V145H220V146H221V149H222V146H226ZM232 145H233V143H232ZM22 146H23V145H22ZM28 146H29V145H28ZM58 146H59V145H58ZM150 146H151V145H150ZM154 146L157 147V145H154ZM158 146H159V144H158ZM176 146H177V145H176ZM203 146H202V147H203ZM263 146H264V145H262V147H263ZM30 147H31V146H30ZM45 147H46V146H45ZM212 147H213V146H212ZM227 147H228V146H227ZM26 148H28V147H26ZM68 148H69V147H68ZM177 148H178V147H177ZM177 148H176V149H177ZM179 148H180V146H179ZM205 148H204V150H205ZM213 148H214V147H213ZM215 148H216V147H215ZM231 148H232V147H231ZM260 148H261V147H260ZM13 149H14V148H13ZM13 149H12V151H13ZM157 149H159V148L157 147ZM157 149H156V151H157ZM165 149H168V148L165 147ZM165 149H164V150H165ZM169 149H170V148H169ZM174 149H175V146H174ZM174 149H173V150H174ZM181 149H182V148H181ZM189 149H190V148L188 147V150H189ZM219 149H220V147H219ZM6 150H3V149L0 150V159H1V158H4L5 155H7V154H5ZM19 150H20V149H19ZM22 150H23V149H22ZM144 150H145V149H144ZM154 150H155V147H154ZM154 150H153V151H154ZM160 150L162 151V149H160ZM160 150H158V151L160 152ZM173 150H172V153H173ZM194 150H196V147L194 148ZM200 150H201V149H200ZM209 150H210V149H209ZM209 150H208V151H209ZM230 150H231V149H230ZM263 150H264V149H263ZM8 151H9V150H8ZM10 151H11V150H10ZM14 151H15V150H14ZM42 151H43V150H42ZM68 151H69V150H68ZM177 151H178V150H176L175 153H176ZM184 151H185V150H184ZM184 151H181V152H184ZM189 151H190V153H191V151H193V149H192V150H189ZM196 151H197V150H196ZM198 151H199V150H198ZM202 151H203V150H202ZM208 151H207V152H208ZM212 151H213V150H212ZM15 152H17V150H16ZM24 152H25V151H24ZM32 152H33V151H32ZM127 152H128V151H127ZM148 152H149V151H148ZM159 152H158V153H159ZM168 152H169V151H168ZM204 152H206V151H204ZM207 152H206V153H207ZM222 152H223V151H222ZM12 153H13V152H12ZM43 153H44V152H43ZM48 153H49V152H48ZM61 153H62V152H61ZM67 153H68V152H67ZM110 153H112V152H110ZM145 153H146V152H145ZM145 153H144V154H145ZM161 153H162V152H161ZM161 153H159V154H161ZM163 153L166 154L165 152H163ZM170 153H171V152H170ZM175 153H174V154H175ZM186 153H187V152H186ZM190 153H189V154H190ZM206 153H205V154H206ZM208 153H209V152H208ZM210 153H211V152H210ZM214 153H215V152H214ZM228 153H229V152H228ZM10 154H11V153H10ZM20 154H21V153H20ZM20 154H19V155H20ZM132 154H133V152H132ZM132 154H131V155H132ZM141 154H142V153H141ZM155 154H156V153H155ZM174 154H173V155H174ZM184 154H185V153H184ZM215 154H216V153H215ZM229 154H230V153H229ZM262 154H263V152H262ZM11 155H12V154H11ZM22 155H23V154H22ZM131 155H129V156L132 157ZM142 155H143V154H142ZM146 155H147V154H146ZM151 155H152V154H151ZM151 155H149V156H151ZM167 155H168V154H167ZM171 155H172V154H171ZM185 155H186V154H185ZM218 155H219V154H218ZM165 156H166V155H164V157H165ZM175 156H176V155H175ZM9 157H10V156H9ZM9 157H8V158H9ZM11 157H12V156H11ZM24 157H25V156H24ZM26 157H27V156H26ZM31 157H32V156H31ZM73 157H74V156H73ZM164 157H163V158H164ZM169 157H170V156H169ZM172 157H173V156H172ZM172 157H171V158H172ZM223 157H224V156H223ZM225 157H226V156H225ZM12 158H13V157H12ZM22 158H23V157H22ZM51 158H52V156H51ZM63 158H65V156H64ZM67 158H68V157H67ZM69 158H70V157H69ZM90 158H91V157H90ZM134 158H135V157H134ZM136 158H138V157H136ZM152 158H153V157H152ZM161 158H162V157H161ZM219 158H220V157H219ZM228 158H229V157H228ZM48 159H49V158H48ZM78 159H79V158H78ZM83 159H84V158H83ZM128 159H129V158H128ZM128 159H127V160H128ZM143 159H144V158H143ZM150 159H151V158H150ZM150 159H149V160H150ZM226 159H227V158H226ZM226 159H225V160H226ZM263 159H264V158H263ZM10 160H13V159H11V158L8 159V161H10ZM23 160H24V159H23ZM51 160H52V159H51ZM65 160H67V159H65ZM70 160H71V159H69V162H70ZM129 160H130V159H129ZM136 160H137V162L139 161L138 159H136ZM141 160H142V159H141ZM146 160H147V159H146ZM164 160L166 161V159H164ZM164 160H162V161L164 162ZM214 160L217 161V158H214ZM1 161H2V160H1ZM8 161H6V164H4V165L7 166V164H9ZM30 161H31V160H30ZM58 161H59V160H58ZM63 161H64V160H63ZM78 161H79V160H78ZM91 161H93V160H91ZM96 161H97V159H96ZM114 161H115V162H116V161L119 162V160H114ZM114 161H113V162H114ZM159 161H160V160H159ZM220 161H221V160H220ZM223 161H224V160H223ZM14 162H15V161H14ZM34 162H35V161H34ZM38 162H39V160H38ZM49 162H50V160H49ZM52 162H53V161H52ZM87 162H88V161H87ZM134 162H136V161H134ZM4 163H5V162H4ZM11 163H12V162H11ZM65 163H66V161H65ZM106 163H107V162H106ZM110 163H111V162H110ZM131 163H132V162H131ZM143 163H144V162H143ZM143 163H142V164H143ZM160 163H161V162H160ZM221 163H222V162H221ZM224 163H225V162H224ZM47 164H48V163H47ZM53 164H54V163H53ZM67 164H68V163H67ZM87 164H88V163H87ZM87 164H86V165H87ZM89 164H90V163H89ZM99 164H100V163H99ZM117 164H119V163H117ZM117 164H116V165H117ZM135 164H137V163H135ZM9 165H11V164H9ZM54 165H55V164H54ZM95 165H96V163H95ZM105 165H106V164H105ZM138 165H139V164H138ZM145 165H146V163H145ZM159 165H160V164H158V166H159ZM165 165H166V164H165ZM18 166H19V165H18ZM74 166H75V165H74ZM99 166H100V165H99ZM110 166H111V165H110ZM119 166H120V165H119ZM125 166H126V165H125ZM139 166H140V165H139ZM142 166H143V165H142ZM162 166H163V165H162ZM3 167H4L3 165L0 166V170L2 171V173L0 174V176H1V177H0V189H1V187H2V189L0 190V196H2L3 194H7V192L9 191V190H8V191L5 190V187H3L4 185H6L5 183H8V184L10 185L11 182H12V180H13V178H12L11 182H9V175L7 176V173H5V172L2 170ZM68 167H69V166H68ZM78 167H79V166H78ZM117 167H118V166H117ZM160 167H161V166H160ZM11 168H12V167H11ZM58 168H59V167H58ZM61 168H62V167H61ZM87 168H88V167H87ZM110 168H111V167H110ZM135 168H136V167H135ZM3 169H4V168H3ZM6 169H7V168H6ZM17 169H18V168H17ZM73 169H75V168H73ZM90 169H91V168H90ZM119 169H120V168H119ZM132 169H134V168H132ZM8 170H9V168H8ZM37 170H38V169H37ZM70 170H71V169H70ZM83 170H84V169H83ZM129 170H130V169H129ZM135 170H136V169H135ZM160 170H161V169H160ZM14 171H15V170H14ZM24 171H25V170H24ZM57 171H58V170H57ZM90 171H91V170H90ZM109 171H110V170H109ZM111 171H112V170H111ZM73 172H74V170H73ZM126 172H127V171H126ZM12 173H13V172H12ZM20 173H21V172H20ZM75 173H76V172H75ZM91 173H92V171H91ZM95 173H96V172H95ZM110 173H111V172H110ZM119 173H120V172H119ZM123 173H124V172H123ZM8 174H9V172H8ZM17 174H18V173H17ZM86 174H87V173H86ZM88 174H89V173H88ZM115 174H117V173H115ZM18 175H19V174H18ZM89 175H90V174H89ZM110 175H111V174H110ZM14 176L18 177L16 174H14ZM21 176H22V175H21ZM21 176L19 175V177H21ZM45 176H46V175H45ZM71 176H72V175H71ZM78 176H79V175H78ZM84 176H85V175H84ZM117 176H118V175H117ZM128 176H129V175H128ZM2 177H3V178H2ZM32 177H33V176H32ZM90 177H92V176H90ZM126 177H127V176H126ZM133 177H134V176H133ZM133 177H132V178H133ZM22 178H23V177H22ZM83 179H85V177H83ZM88 179H89V178H88ZM96 179H97V178H96ZM27 180H28V179H27ZM46 180H47V179H46ZM49 180H50V178H49ZM121 180H122V179H121ZM129 180H130V179H128V180H126V181L129 182ZM67 181H68V180H67ZM117 181H118V180H117ZM134 181H135V180H134ZM4 182H5V183H4ZM25 182H26V180H25ZM40 182H41V181H40ZM61 182H62V181H61ZM92 182H93V181H92ZM92 182H91V183H92ZM98 182H99V181H98ZM119 182H120V181H119ZM3 183H4V185H3ZM45 183H46V182H45ZM58 183H59V182H58ZM95 183H97V182H95ZM134 183H135V182H134ZM8 184H7V185H8ZM17 184H18V183H17ZM47 184H48V185H49V184L51 185V184H53V182H51V183H47ZM83 184H84V182H83ZM83 184H81V185H83ZM87 184H88V182H87ZM92 184H93V183H92ZM128 184H129V183H128ZM2 185H3V186H2ZM12 185H13V184H12ZM12 185H11V188H12ZM48 185H47L46 189H45V187H44V185H43V187H44L45 190H47V189H49V188L52 189L53 186L51 187V186L49 185L50 187H48ZM73 185H74V184H73ZM13 186L15 187V185H13ZM41 186H42V185H41ZM70 186H71V185H70ZM127 186H128V185H127ZM14 187H13V188H14ZM17 187H18V186H17ZM27 187H28V186H27ZM58 187H60V186H57V189H58ZM61 187H62V186H61ZM91 188H92V187H91ZM91 188H90V185H89V189H91ZM96 188H97V187H96ZM100 188H101V187H100ZM125 188H126V187H125ZM44 189H43V191H45ZM68 189H69V188H68ZM94 189H95V188H94ZM132 189H133V188H132ZM16 190H18V189H16ZM53 190H54V189H53ZM84 190H85V189H84ZM92 190H93V189H92ZM117 190H118V188H117ZM11 191H12V189H11L8 193L10 194ZM48 191H50V190H48ZM56 191H57V190H56ZM68 191H69V190H68ZM83 192H84V191H83ZM85 192H86V191H85ZM90 192H91V191H90ZM12 193H14V192L12 191ZM28 193H29V191H28ZM39 193H40V192H39ZM41 193H44V192H41ZM41 193H40V194H41ZM46 193H47V192H46ZM72 193H73V192H72ZM97 193H98V192H97ZM99 193H100V191H99ZM119 193H121V192H119ZM1 194H2V195H1ZM16 194H17V193H16ZM25 194H26V193H25ZM51 194H52V192H51ZM67 194H68V193H67ZM87 194H89V193H87ZM90 194H91V193H90ZM122 194H123V193H122ZM132 194H133V192H132ZM134 194H135V193H134ZM137 194H138V193H137ZM20 195H21V194H20ZM95 195H96V194H95ZM3 196H4V195H3ZM6 196H7V195H6ZM40 196H41V195H40ZM43 196H44V195H43ZM91 196H92V195H91ZM136 196H137V195H136ZM136 196H134V197H136ZM140 196H141V195H140ZM4 197H5V196H4ZM26 197H27V196H26ZM83 197H84V196H83ZM111 197H113V196H111ZM137 197H138V196H137ZM21 198H22V196H21ZM32 198H33V197H32ZM53 198H54V197H53ZM77 198H78V197H77ZM106 198H107V197H106ZM128 198H130V197H128ZM131 198H132V197H131ZM139 198H140V197H139ZM12 199H13V198H12ZM30 199H31V198H30ZM43 199H44V198H43ZM112 199H113V198H112ZM141 199H142V197H141ZM4 200H5V199H4ZM20 200H21V199H20ZM74 200H75V199H74ZM93 200H94V198H93ZM114 200H115V199H113V201H114ZM136 200H137V199H136ZM32 201H33V199H32ZM36 201H37V200H36ZM115 201H116V200H115ZM119 201H120V200H119ZM123 201H124V200H123ZM128 201H129V200H128ZM128 201H127V202L124 201V202L127 204V206H129V202H128ZM133 201H134V200H133ZM140 201L142 202V200H140ZM179 201H180V200H179ZM12 202H13V201H12ZM30 202H31V201H30ZM63 202H64V201H63ZM83 202H84V200H83ZM141 202H139V203H141ZM146 202H147V201H146ZM1 203H2V202H1ZM13 203H14V202H13ZM87 203H89V202H87ZM116 203H117V202H116ZM119 203H120V202H119ZM125 203H124V204H125ZM135 203H137V205H136L137 207L142 206V205H140L138 202H135ZM24 204H26V203H24ZM73 204H74V203H73ZM79 204H81V203H79ZM90 204H91V203H90ZM106 204H107V203H106ZM120 204H121V203H120ZM126 204H125V205H126ZM176 204H177V203H176ZM176 204H175V205H176ZM180 204H181V203H180ZM190 204H191V202H190ZM62 205H63V204H62ZM77 205H78V204H77ZM77 205H76V206H77ZM125 205H124V206H125ZM138 205H139V206H138ZM144 205H145V204H144ZM63 206H64V205H63ZM84 206H85V205H84ZM127 206H126L125 208H127ZM191 206H192V205H191ZM191 206H190V207H191ZM1 207H2V206H1ZM24 207H26V206L24 205ZM66 207H67V206H66ZM74 207H75V206H74ZM131 207H132V206H129V208H127V209H128V211H127L128 213L131 212V211H130V208H131ZM134 207H135V206H134ZM177 207H178V206H177ZM190 207H189V208H190ZM62 208H63V207H62ZM62 208H61V209H62ZM80 208H81V206H80ZM82 208H83V205H82ZM82 208H81V209H82ZM115 208H116V207H115ZM142 208H143V207H142ZM179 208H180V207H179ZM187 208H188V207H187ZM65 209H66V208H65ZM72 209H73V208H72ZM84 209H85V207H84ZM87 209H89V208H86V211H87ZM137 209H138V208H136L135 210H137ZM7 210H8V209H7ZM12 210H13V209H12ZM44 210H45V209H44ZM58 210L60 211V209H58ZM67 210H68V209H67ZM119 210H120V209H119ZM139 210H140V209H139ZM81 211H82V210H81ZM83 211L86 212L85 210H83ZM83 211H82V212H83ZM129 211H130V212H129ZM137 211H138V210H137ZM137 211H136V214H137ZM143 211H145V209H144ZM143 211H142V209H141V212H143ZM185 211H186V210H185ZM53 212H54V211H53ZM56 212H57V211H56ZM63 212H64V210H63ZM63 212H62V213H63ZM125 212H126V211H124V212H123L124 214H123V215H120V216H125V214H126ZM141 212H139L138 214H141ZM149 212H150V211H148V214H150ZM152 212H153V211H152ZM152 212H151V213H152ZM154 212H155V211H154ZM22 213H23V212H22ZM33 213H34V212H33ZM60 213H61V211H60ZM60 213L58 212L57 214L59 215ZM74 213H75V212H74ZM57 214H56V215H57ZM65 214H66V213H65ZM69 214H70V213H69ZM71 214H72V213H71ZM118 214H119V213H118ZM130 214H133V213H130ZM130 214H129V217L131 216V217H130V221H131V219H132L131 222H133V220H134V219L136 220V218H134L135 216L133 217V216L130 215ZM177 214H178V213H177ZM20 215H21V214H20ZM20 215H19V216H20ZM63 215H64V214H63ZM133 215H134V214H133ZM146 215H147V212H146ZM146 215H145V216H146ZM156 215H157V214H156ZM156 215H155V216H156ZM65 216H66V215H65ZM127 216H128V215H126L125 217H127ZM137 216H138V215H137ZM137 216H136V217H137ZM152 216L155 217L154 214H153ZM176 216H177V215H176ZM3 217H4V216H3ZM20 217H21V216H20ZM62 217H64V216H62ZM129 217H128V219H129ZM142 217H144V216H142ZM150 217H151V214H150ZM157 217H159V215H158ZM52 218H53V217H52ZM55 218H58V216L55 217ZM59 218H60V217H59ZM64 218H65V217H64ZM68 218H69V216H68ZM121 218H123V217H121ZM138 218H139V217H138ZM144 218H145V217H144ZM187 218H188V217H187ZM20 219H21V218H20ZM62 219H63V218H62ZM62 219H60V221H62ZM65 219H66V218H65ZM65 219H64V220H65ZM123 219H125V218H123ZM149 219H150V218H149ZM149 219H148V220H149ZM153 219H156V218H153ZM75 220H76V219H75ZM108 220H109V219H108ZM126 220H127V219H125L124 221H126ZM148 220H147V221H148ZM150 220H151V219H150ZM164 220H165V219H164ZM164 220H163V221H164ZM20 221H21V220H20ZM22 221H23V220H22ZM51 221L54 222L52 219H51ZM56 221H59V220H56ZM128 221H129V220H128ZM138 221H139V220H138ZM141 221L143 222L144 220H141ZM147 221H146V222H147ZM157 221H158V220H157ZM178 221H179V218H178ZM181 221H182V220H181ZM63 222H64V221H63ZM92 222H93V221H92ZM131 222H129L128 226L131 225V227H133V226H132L133 224H131ZM136 222H137V221H136ZM139 222H140V221H139ZM144 222H145V221H144ZM151 222H152V221H151ZM161 222H162V221H161ZM167 222H168V221H167ZM171 222H172V221H171ZM118 223H120V225H122V224H121V221H120V222L118 221ZM133 223L135 224V222H133ZM137 223H138V222H137ZM155 223H158V222H155ZM159 223H160V222H159ZM168 223H170V222H168ZM176 223H177V222H176ZM23 224H24V223H23ZM33 224H34V223H33ZM37 224H38V223H37ZM123 224H124V222H123ZM150 224H151V223H150ZM164 224H165V223H164ZM188 224H189V223H188ZM42 225H43V224H42ZM104 225H105V224H104ZM141 225H142V224H140L139 227H140ZM151 225H152V224H151ZM157 225H158V224H157ZM160 225H161V224H160ZM167 225H168V224H167ZM172 225H173V224H172ZM175 225H176V224H175ZM91 226H92V225H91ZM107 226H108V225H107ZM122 226L124 227V225H122ZM143 226H144V225H143ZM148 226H149V225H148ZM155 226H156V225H155ZM180 226H181V228H182L183 225H180ZM186 226H187V225H186ZM43 227H46V226L43 225ZM126 227H127V226H126ZM126 227H125V228H126ZM131 227H127V228H128L127 230H125L124 228H122V229L125 230V231H124V232H121V233H123V234L127 237L128 233L126 234V231L128 232L129 228H131ZM144 227H145V226H144ZM157 227H158V226H157ZM167 227H168V226H167ZM171 227H172V226H171ZM137 228H138V227H137ZM176 228H177V227H176ZM181 228H180V229H181ZM183 228H185V227L183 226ZM110 229H111V228H110ZM118 229H119V228H118ZM158 229H159V228H158ZM170 229H171V228H170ZM90 230H91V229H90ZM140 230H141V229H140ZM61 231H62V230H61ZM118 231H119V230H118ZM120 231H122V230H120ZM129 231H130V230H129ZM133 231H134V230H133ZM153 231H154V230H153ZM169 231H170V230H169ZM109 232H110V231H109ZM116 232H117V231H116ZM134 232H135V231H134ZM138 232L140 233V231H138ZM160 232H161V230H160ZM171 232H172V231H171ZM171 232H170V233H171ZM84 233H85V232H84ZM84 233H83V234H84ZM139 233H138V234H139ZM142 233H143V232H142ZM142 233H141V235H142ZM158 233H159V232H158ZM187 233H188V232H187ZM44 234H45V233H44ZM105 234H106V233H105ZM117 234H118V233H117ZM131 234H132V233H131ZM134 235H135V234H134ZM141 235H140V236H141ZM172 235H173V234H172ZM16 236H17V235H16ZM27 236H29V235H27ZM46 236H47V235H46ZM46 236H45V237H46ZM71 236H72V235H71ZM71 236H70V237H71ZM86 236H87V235H86ZM97 236H98V235H97ZM113 236H114V235H113ZM116 236H117V235H116ZM120 236H121V235H120ZM14 237H15V236H14ZM17 237H18V236H17ZM123 237H124V236H123ZM132 237H133V236H132ZM37 238H38V237H37ZM93 238H94V237H93ZM127 238H129V237H127ZM134 238H135V236H134ZM141 238H142V237H141ZM69 239L71 240V238H69ZM130 239H131V237H130ZM25 240H26V239H25ZM38 240H39V239H38ZM45 240H46V239H45ZM50 240H51V239H50ZM64 240H65V239H64ZM67 240H68V239H67ZM92 240H93V239H92ZM117 240H118V239H117ZM123 240H124V239H123ZM15 241H17V240H15ZM19 241H20V240H19ZM61 241H62V240H61ZM65 241H66V240H65ZM127 241H129V240L127 239ZM50 242H51V241H50ZM63 242H64V241H63ZM76 242H77V241H76ZM88 242H89V241H88ZM98 242H99V241H98ZM98 242H97V243H98ZM135 242H136V241H135ZM19 243H20V242H19ZM19 243H17V244L19 245ZM25 243H26V242H25ZM59 243H61V242L59 241ZM127 243H128V242H127ZM133 243H134V242H133ZM62 244H63V243H61V245H62ZM76 244H77V243H76ZM90 244H91V243H90ZM112 244H113V243H112ZM143 244L145 245V243H143ZM25 245H26V244H25ZM30 245H31V244H30ZM34 245H35V243H34ZM36 245H37V244H36ZM36 245H35V246H36ZM50 245H51V244H50ZM55 245H56V244H55ZM83 245H84V244H83ZM83 245H82V247H83ZM121 245H122V244H121ZM135 245H136V244H135ZM227 245H228V244H227ZM227 245H226V248L223 247V249L227 250V249L231 248V244H229V245H230V247L228 246L229 248H227ZM26 246L29 247V244L26 245ZM35 246H34V247H35ZM42 246H43V245H42ZM46 246H47V245H46ZM77 246H79V245H77ZM100 246H101V245H100ZM102 246H103V245H102ZM107 246H108V245H107ZM128 246H129V244H128ZM136 246H137V245H136ZM145 246H146V245H145ZM145 246H143V247H145ZM16 247H17V246H16ZM16 247H15V249H16ZM34 247H33V248H34ZM36 247H38V246H36ZM89 247H90V246H89ZM232 247H233V246H232ZM18 248H19V246H18ZM21 248H22V246H21ZM24 248H25V247H24ZM51 248H52V247H51ZM84 248H85V247H84ZM87 248H88V246H87ZM132 248H133V247H132ZM132 248H131V251H132ZM146 248H147V247H146ZM202 248H203V247H202ZM9 249H10V248H9ZM29 249H30V247H29ZM37 249H38V248H37ZM52 249H53V248H52ZM133 249H135V246H134ZM137 249H138V248H137ZM7 250H8V249H7ZM25 250H27V248L24 249L23 251H25ZM63 250H64V248H63ZM135 250H136V249H135ZM138 250H139V249H138ZM138 250H137V251H138ZM145 250H146V249H145ZM8 251H9V250H8ZM13 251H14V250H13ZM16 251H17V250H16ZM16 251H14V252H15L14 255H11V254H10V255L12 256L11 258H7L6 260H5V258H4V260L6 261V264H15V263H16V264H27V262H25V260H23V259H24V258H23L24 255L21 256L20 253H19V255H18V254H17L18 251H17V252H16ZM20 251H21V250H20ZM31 251H32V250H31ZM31 251H30V252H31ZM26 252H27V251H26ZM33 252H35V251H33ZM37 252H38V251H37ZM56 252H57V250H56ZM202 252L204 253V249H203ZM229 252H230V253H231V252H234V249H233V248L229 249ZM11 253H12V252H11ZM35 253H36V252H35ZM48 253H49V252H48ZM53 253H54V252H53ZM66 253H67V252H66ZM140 253H141V252H140ZM226 253H227V252H226ZM235 253H236V251H235L233 254H235ZM38 254H39V253H38ZM49 254H50V253H49ZM145 254H146V253H145ZM207 254H208V253H207ZM10 255H9V256H10ZM30 255H31V254H30ZM36 255H37V254H36ZM39 255H40V254H39ZM42 255H43V254H42ZM42 255H41V256H42ZM51 255H52V254H51ZM54 255H55V253H54ZM68 255H69V254H68ZM134 255H135V254H134ZM209 255L213 256V255L210 254V253H209ZM228 255H229V254H228ZM3 256H4V255H3ZM9 256H8V257H9ZM33 256H34V255H33ZM41 256H39V258H41ZM58 256H59V255H58ZM72 256H73V255H72ZM144 256H145V255H144ZM222 256H223V255H222ZM222 256H221V258H222ZM226 256H227V255H226ZM47 257H48V256H47ZM74 257H75V256H74ZM145 257H146V256H145ZM171 257H172V256H171ZM204 257H205V256H204ZM208 257L210 258V256H208ZM215 257H216V256H215ZM215 257L213 258L214 260L217 259V257H216V258H215ZM231 257H232V253H231ZM233 257H234V255H233ZM22 258H23V259H22ZM33 258H34V257H33ZM45 258H46V257H45ZM54 258H55V257H54ZM58 258H59V257H58ZM89 258H91V256H90ZM164 258H165V257H164ZM164 258H163V260H164ZM166 258H167V257H166ZM168 258H169V257H168ZM201 258H203V257H201ZM205 258H206V257H205ZM209 258H208V259H209ZM211 258H212V257H211ZM225 258H226V257H225ZM25 259H26V258H25ZM36 259H37V258H36ZM145 259H146V258H145ZM172 259H173V258H172ZM198 259H199V258H198ZM206 259H207V258H206ZM232 259H233V258H232ZM27 260H28V259H27ZM27 260H26V261H27ZM65 260H66V259H65ZM150 260H151V259H150ZM160 260H161V259H160ZM168 260H169V259H168ZM194 260H195V259H194ZM194 260H193V262H194ZM196 260H197V258H196ZM203 260H204V259H203ZM5 261H4V263H5ZM43 261H45V260H43ZM58 261H59V260H58ZM58 261H57V262H58ZM69 261H71V260H69ZM156 261L158 262V260H156ZM173 261H174V260H173ZM199 261H200V260H199ZM201 261H202V260H201ZM167 262H168V261H167ZM202 262H203L202 264H204V261H202ZM210 262H213V261H212V260H211V261H209V260L207 261V260H206L205 263L207 264V263H210ZM214 262H215V261H214ZM219 262H220V261H219ZM223 262H224V261H223ZM44 263H45V262H44ZM73 263H74V261H73ZM114 263H115V262H114ZM139 263H140V262H139ZM164 263H165V262H164ZM173 263H174V262H173ZM225 263H226V261H225ZM42 264H43V263H42ZM194 264H195V263H194ZM196 264H197V263H196ZM200 264H201V263H200ZM210 264H212V263H210ZM213 264H215V263H213ZM219 264H220V263H219Z\"/></svg>","mask_w":264,"mask_h":264}]
</instances>
